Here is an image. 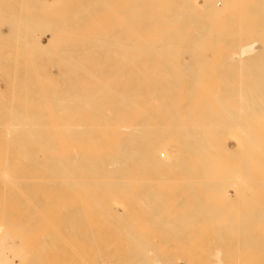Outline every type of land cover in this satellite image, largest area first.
<instances>
[{
	"label": "bare ground",
	"instance_id": "6f19581e",
	"mask_svg": "<svg viewBox=\"0 0 264 264\" xmlns=\"http://www.w3.org/2000/svg\"><path fill=\"white\" fill-rule=\"evenodd\" d=\"M34 1V0H33ZM44 1V0H43ZM49 1V0H48ZM60 1V0H59ZM61 1H63V0H61ZM60 1V2H61ZM74 1H76V0H74ZM79 1V0H78ZM89 1H92V0H89ZM98 1V0H97ZM103 1H105V0H102L101 1V3H99L100 5L102 4L103 6H104V4L105 5H108V6H110V5H112V1L111 0H107L110 4H108V2H106L105 1V3L103 2ZM123 1V0H122ZM121 1V2H122ZM139 0H137L136 2H138ZM141 1V0H140ZM140 1L138 2V3H136L135 4V0L134 1H129V2H131V3H129V2H127V0H126V2H127V4H124L123 3V6L121 5V10L117 7L116 9H118L119 10V13L115 16V14H114V11L113 10H115V8H113V7H115V6H111V8H113V9H111V12H113V13H111V16H112V18H113V16L114 17H117L118 19H119V24L121 23L122 24V26L121 27H123V28H118L119 29V31H116V30H114V31H116V32H112V34H110V36L111 35H113V37H115V39L119 36V33L120 34H124V35H126L127 36V34L129 33V35H131V34H134V33H131V32H134V29L135 28H133L134 26L133 25H135L136 23H132L133 25H132V28H131V24H130V26H128V24L126 25L125 23V21H122L123 19L124 20H126L127 21V23H130V21H132L133 22V20L135 21L136 19H137V17H138V19H140V18H142V20H141V22L142 21H144L143 20V17H142V14H143V16H148V18H147V21H148V25H149V29H148V32H149V30H150V36H145V37H150V40H149V38H148V40L146 41V39L147 38H145L144 37V35H146V32L147 31H145V34L143 33L144 31V29H143V26L142 27H140V25H139V29H141V33H143L142 35H141V33H140V30L138 29L137 31H139V33H136L135 34V36L134 35H131V36H134V38L132 37V41H131V39L129 38V41H125L126 39H125V37H124V35H123V37L124 38H122L121 36H119V37H121V38H117V40H115V39H113L112 37H110L109 39L110 40H112L113 39V44H114V40H115V42L116 41H118V39L120 40L119 41V44H121V45H119V46H121L122 47V43H120V42H124L125 44H130L131 45V43H132V46H133V44H138V45H146L147 44V47H148V49H149V57H153V59L154 58H156V56L157 55H161V56H169L170 54H173L174 55V52H175V55H178V54H176V52H179L180 50H176V49H178L179 48V43H181V40L182 41H184L183 40V32L185 31V27H186V25H187V23L189 24V22H191L190 24H195L197 21H198V25L199 26H197L193 31H192V33H190L189 34V36L190 37H188V40H189V38H190V42H196V41H199V42H197L196 44L198 45V46H195L194 47V44H189L190 42H188L187 41V44H186V46L188 47V49H186L187 47L186 46H184L183 48H185L184 49V51H186V54H187V51L190 53V52H193L191 49H189V46L190 45H192L194 48H193V50L194 51H196L197 53H196V55L194 54V53H192V59H191V57H190V64L192 63V61L193 60H195L196 61V63L198 62V64H196L195 63V61L192 63V66H190L189 65V67L191 68V67H194V68H192V69H190L187 65H186V63L188 64V62H187V59L189 58H186V59H182L181 61H183V60H186V63H183V64H185L186 65V67H188L187 69H190V70H192L191 72H189V71H187V69H185V68H183V66H182V64H177L176 65V67H174L175 66V64L174 63H171L170 61H169V59H168V64H174V65H172V69H173V71L171 70V67H170V69H169V72H170V74L169 75H171V74H176L175 76L174 75H171V77L172 78H170V79H173L174 80V84H173V81L172 82H169V80H167L166 82L163 80V76L162 75H164L163 73L164 72H162V69H163V67L164 66H161L162 64H159L160 65V67H162V68H157L159 65H158V63H162V61H165V59L164 58H162L163 60H157V58L155 59V60H153L152 58L151 59H149L148 58V54H146V53H148V52H146L147 51V49L145 48V46L142 48L141 46H140V49H139V47H130L131 49H128L129 47L128 46H126V48H125V46H123L124 47V49H126V50H122V49H120V48H117V46H114L113 48H115V54L117 53H123L122 54V56L123 55H126V53H127V55H128V58H129V55H130V53L131 52H127V51H132L133 49L135 50H140L141 51V48L146 52H144L145 53V55L147 56V59L145 58L144 60H147L149 63H148V65L149 66H153V64H155L157 61H159V62H157L155 65L157 66H153V68L154 69H159V73H157V70H154V73H153V80H154V82L155 83H160V86H161V82H156V81H158L157 80V78L159 79V80H162V81H164L166 84L168 83V85H170L171 87H169L172 91H166V90H162L161 88V90H159V87H158V89L157 90H152V88H154L157 84H154L153 83V81H152V84H151V82H149V81H151L152 79L150 78V80L149 81H146V80H148L147 78H149V74L147 75L146 74V72H145V70L147 71V72H149L151 69H152V67L149 69V66H147V65H145L147 62H140V63H142L140 66L141 67H143V71H141V67H140V70H139V65L137 64H134L133 62V64L137 67V69L135 68V66H134V69L135 70H137L135 73H139V75L141 74V72H143L144 74H146L145 75V77H146V84L147 85H145V81H144V77H142V76H140L142 79H143V81L142 82H140L141 84H139L138 83V81H140L139 80V78L140 77H137L138 76V74H135V75H132V76H134L133 77V79L135 78V77H137L138 79V81L137 80H134V81H137V83H138V85H137V83H135L136 85L135 86H142V87H147V89L145 90H143V89H133L134 87V85L132 84V80H130L131 78L130 77H132V76H130V73L127 75L126 73V76H128V78H130L129 79V81H128V79H127V81L125 80V79H123V80H125V83L123 82V83H121L120 81V79H119V81H118V83H115L116 85H115V87H114V92L113 91H110V89L111 88H108V86L106 87V84H108V83H110V82H113V81H110L109 82V80L112 78V74L110 73V75H108V77H110V78H107L106 77V79H108V83H107V81H106V83H103L102 84V82H104V80H105V78H104V80L101 82V81H99L98 83H101L102 84V86L104 87V89H107V92L109 91V93L111 92V93H113V94H115L116 96H117V98H118V101H115V106L114 107H110V105L108 106V108H105V106L103 107V108H101V106H103V104H105V102L103 103L102 101H100L101 103H102V105H98L97 103H100L99 102V100H97L98 102H96V100H93V99H91V98H89L90 96L92 97V96H96L98 93H99V91H100V89L101 88H99V89H97V90H99V91H97V90H95L97 93H94L93 92V94L90 92L91 90H89L88 91V93H86L87 94V96H89L90 95V93H91V95L89 96V97H87L86 95V97H84L83 95H81V94H78L77 92H75V90H73V88H71V86L72 85H68V87H69V89L71 88V90H73L77 95H80V96H78L79 98H75V97H77V96H75V97H73V96H71L70 94H71V92L72 91H70L69 89H66V90H64L63 92L62 91H57L56 92V90H55V88L56 87H58V86H54V90H52L53 92H51V97L49 96L48 98H47V96H45V94H46V91L44 92V91H41L42 89L44 90L45 88H43V86L45 85V84H40L41 86H42V89L41 90H39V91H41V93L40 92H36L35 91V94H37V96L38 95H40V94H42V92H43V94L41 95L42 96V98H43V96L44 97H46V98H43L44 100V105L46 104V105H49L48 107H49V109H47L48 107L46 106L45 107V109H47L46 111H48V114H49V116H50V113H49V111H52V113H51V116H52V118L53 117H56V118H60V119H65V118H68L69 119V116L71 115V118H73V119H75V120H73V121H66V120H59V119H57L58 121H55V119H54V121L53 122H44V121H40V119H42V118H44L45 116H46V111L43 109L42 110V108H43V106L40 108V106H38L39 108V110L37 109V108H32L33 109V111H34V114H33V111L31 112L30 110L31 109H29L28 110V108L26 109L25 107L26 106H24V109H23V111H22V113L21 112H19V115H21V114H23V115H21V116H19L18 115V113H17V111L15 110V108L14 107H12V106H8L6 109H7V111H6V114H7V116H8V119L9 120H12L11 122H7V123H3L2 124V126H3V129H2V139H1V144H2V148H0L1 149V151H2V153H3V165L2 166H4V168L2 167V169L0 168V264H166L167 262H169V261H173V263L175 262V264L177 263L174 259H175V257H176V254H175V256H172V260H168V259H166V258H164L161 254H160V258H158L157 257V255H153V254H151L150 255V253L149 252H151V250L152 251H154L155 250V248H157V246H158V244L160 245V246H158L159 248H157V250L156 251H158L159 249H161V251H162V254H164L163 252H167L165 249H164V247H165V241H166V236H167V232L169 231V230H171V232H173V234H174V236L177 234V233H175L174 231L176 230V229H178V230H182L183 231V229L180 227V226H182V227H184V224L185 223H189V221L191 222L192 221V225L189 227V225H188V227L190 228V229H192L193 227H197V226H200V225H202V224H200V222L202 221V219L201 218H203L204 220H205V218H206V221H208L211 217H214V216H209V217H207V216H200V220H197L198 218L197 217H195L194 219L195 220H197V221H195V224L193 223L194 222V220H192L191 218H188L189 220H187L186 221V219H185V223H183V220H184V217H185V215H186V212L187 211H189V210H187L185 213L183 212H181V216L179 215V213L178 214H172L171 215V213L172 212H169L167 209L168 208H166L167 206H166V204L165 205H163L162 203L163 202H172V204H174V203H177V202H180L181 204L179 205V206H181L182 205V202H187L188 204H190V203H192V202H194V204H197V206H198V204H199V206H200V209L201 208H204V210H207V211H209V212H212V213H217L218 214V212H217V210L219 211V212H222V213H226L227 211L229 212V215H231L232 216V214H236L237 215V217H236V215H235V218L234 219H237V221L236 220H234L233 219V217H234V215L232 216V217H230L227 213L226 214H223V216H227L228 218V220H226V221H223L224 223V225L226 226V227H228V226H230V228H233L234 226H236L237 225V223H240V224H242V227L244 228V226H243V224L246 222L245 220V222L243 223V221L239 218L238 219V217H240L241 215H244L245 213L243 212L242 213V210H240L239 211V203L242 201L240 198V196H241V194H243V193H241L243 190L242 189H244V188H242V186L241 185H239V184H234V185H236L235 186V188H236V190H237V188L239 189V186H240V188H242L241 189V192L238 190V192L237 191H235L234 189V192H236V193H238L237 194V196H236V201L238 200V204L239 205H237V203H236V205L237 206H239V207H236L235 205H233V203L235 202H232V200H231V202H232V204H230L231 202H229V204L230 205H228V202H227V204H225V206H223L224 205V203L226 202L225 200V196H226V194H225V192H224V190L230 185H227L226 187H225V185H222V183H224L222 180H220V181H222V183L221 184H219L220 182H219V179H221V177H219V178H217L218 179V184L216 185V183H217V180H215L216 179V177H213L214 176V173H215V170L217 171H225V172H228V170L230 169V171H231V168H228L229 167V165H227V164H229L227 161L228 160H230V158H228V160H226L225 158L229 155H231L232 157H234V155H240L241 154V152H243L242 150H241V148H242V146H240V144H242V145H244V144H247L248 142H246V141H248V139H246L244 142L242 141V140H244V138L242 137L243 135H245L244 137H246L247 136V138H253V139H257V138H254V137H257L256 135L258 134V139L256 140L257 141V143H259V140L261 141V142H263L261 139H263V138H260V136H262V135H264V132H261V131H264L263 130V127H261V129L259 130V129H257L256 127H253V123L255 122V123H258L257 125H259V126H257L255 123H254V125H256L257 127H260V126H264V124L262 123L261 124V122L263 121L264 122V119L262 118L263 116H264V114H263V116H261V122H260V124H259V122H256L258 119H260V118H257V116L259 117L260 115H262L261 114V112L263 113V111H264V79L262 80V82H263V84L261 83V90H259V89H257V88H255V89H253L252 88V85H254V84H252L251 86H249V87H251L250 89H249V87L248 88H246L245 90H240V88H239V90H237V88L238 87H236V86H239L238 84L236 85L235 83L236 82H240L241 83V88L243 89V85L242 84H244V82H242L243 80H238L239 78H242V77H239V73L237 74L236 72L238 71V69H239V67H238V65H239V63L238 62H236L237 63V67L235 66V61L236 60H238L239 58H240V56H238V54H235V53H231L232 51H233V49L229 52L230 54H227L228 55V57H229V59H230V61H228L229 59H228V57H227V55L226 56H219L218 54H216L215 56H219V58L220 57H227L226 59H224L223 60V62H222V64H220V62L222 61V59L220 58V62L219 63H216L217 61L216 60H219V58H217L216 60H215V56H213L214 55V53H213V57L211 58V61H212V59L213 60H215V63L217 64H213L212 62H210V57L208 56H204V54H205V50H208V51H210L211 49H213L212 47H214V49H213V52H215V49H217V48H220V47H222V46H219V47H217V48H215L216 47V44L218 45V40L216 41V42H214V44H210L209 45V43H208V47H210L209 49H206L207 48V46L205 47V45L207 44V42H205V36L206 35H208V39H212V38H209V36H210V32L213 30V32L215 33V36H217L216 38H219V40H221L220 41V44H221V42H225L224 40H226L228 37H229V35H230V40H229V38H228V41H230V42H228V45H227V47L228 46H230V48H237V47H239V44L241 43V44H243L244 42H247L246 40H250V44L249 45H245L244 47H247L248 48V52H247V48H246V51H244L245 49L244 48H242V51H244V52H247L248 53V55H246L245 53V55L250 59L251 57L250 56H252L253 58H254V56H256V58H257V53L259 52V50H256L257 51V53H256V51L255 52H253V53H256V55L254 54V55H251V54H253V53H251L252 52V50L255 48V47H257L256 45H260L261 43H263L264 42V32H262V29H263V31H264V0H221L222 2H220V0H202L203 2H201V3H198V4H196L197 2L195 1H191V2H189L188 0H182V1H176V0H165V3H163V4H161V3H159V2H157V0H153V2H152V4H151V2L150 1H146V3H148V4H146V3H144L145 2V0L144 1H141L142 3H140ZM164 0H160V2H163ZM217 1H218V3H221L220 4V6H217L216 4H217ZM17 2V1H16ZM35 2V1H34ZM36 2H38V0H36ZM40 2H42V1H40ZM47 2V1H46ZM53 2H55L56 3V1H53ZM53 2H51L50 1V3H52L53 4ZM64 2H65V0H64ZM80 2V1H79ZM100 2V1H99ZM114 2V1H113ZM117 2V1H116ZM198 2H199V0H198ZM43 3V2H42ZM40 4L41 5V9H43L44 7H43V4ZM49 3V6L50 5H52V4H50ZM54 3V4H55ZM62 3V2H61ZM76 3H78V2H76ZM84 3V2H83ZM86 3V2H85ZM93 3H94V1H93ZM129 3V4H128ZM144 3V5H142ZM9 4V3H8ZM13 4V3H12ZM16 4V3H15ZM18 4V3H17ZM16 4V5H17ZM20 5H23V4H21V3H19ZM19 4H18V8L19 7H21V8H23V6H19ZM33 4V3H32ZM31 4V5H32ZM47 4H48V2H47ZM57 4H59V2H57ZM57 4H55L54 6H56ZM72 4V3H71ZM87 4H88V2H87ZM91 4H92V2H91ZM95 4V3H94ZM93 4V5H94ZM98 4V5H99ZM116 4H118L119 5V2L118 3H116ZM115 4V5H116ZM122 4V3H121ZM139 4V5H138ZM146 4V5H145ZM30 4H29V6H31ZM60 5H62V4H60ZM65 5V4H64ZM79 5L80 6H82V3L80 4L79 3ZM83 5H85V4H83ZM90 5V4H89ZM89 5H87L86 7H88ZM200 6V10H196V7H199ZM26 6H27V4H26ZM33 6V5H32ZM31 6V7H32ZM48 6V7H49ZM53 5L52 6H50V8H47V7H45L46 9H50L51 11L54 9V10H56V9H58L57 7H56V9H55V7H54ZM57 6H59V5H57ZM63 6V5H62ZM71 6V5H70ZM97 6V5H96ZM10 7V6H9ZM16 7V8H17ZM30 7V8H31ZM54 7V8H53ZM82 7H84V6H82ZM99 7V6H98ZM102 7V6H101ZM123 7V8H122ZM142 8V10L140 11H138V9L136 10L135 9V11L132 9V8ZM20 8V9H21ZM25 8H27V7H25ZM29 7H28V9L26 10L27 12V14H29V12H30V16H33L34 15V13H35V16L37 17V13L36 12H32V10L30 9ZM61 8V7H60ZM97 8V7H96ZM104 8V7H103ZM105 8H106V10H107V7L105 6ZM105 8L103 9V10H105ZM128 8H131V14L133 13V17H134V19H133V17L132 16H130L129 14V16L130 17H128V15L127 16H122V19H121V17H120V15H122V14H124V13H128V12H126L127 11V9ZM146 8V9H145ZM240 8H241V10H240ZM244 8V9H243ZM4 9V8H3ZM84 9H85V7H84ZM86 9H88V8H86ZM91 9V8H90ZM102 9V8H101ZM100 9V11H103V10H101ZM110 9H108V12H109V10ZM123 9V10H122ZM236 9H238V10H236ZM244 11H243V10ZM11 10V9H10ZM19 10V9H18ZM59 10V9H58ZM93 10H94V8H93ZM96 10V9H95ZM105 10V11H106ZM124 10H126V11H124ZM129 10V9H128ZM236 10V11H235ZM239 10H240V12L241 13H245V15L244 14H241L240 12H239ZM246 10H247V12H248V14H246ZM12 11V10H11ZM23 11V10H22ZM34 11V10H33ZM39 11V10H38ZM59 11H62V10H59ZM73 11V10H72ZM82 11V10H81ZM81 11H79L78 13L81 15ZM84 11V10H83ZM89 10H85V13H87ZM122 11V14H120V12ZM123 11H124V13H123ZM20 12V11H19ZM45 14H46V12L45 11H43ZM48 12H50L49 10H48ZM68 12V11H67ZM71 12V11H70ZM74 12V11H73ZM116 12V11H115ZM118 12V11H117ZM140 12V14L138 15V13ZM239 12V13H238ZM2 13V12H1ZM12 13H14V12H12ZM63 13V12H62ZM84 13V14H85ZM90 13H92L91 12V10H90V12H89V14L87 13V15H89V16H91L92 17V15L90 14ZM93 13H95V12H93ZM97 13V12H96ZM135 13L137 14L136 16H135ZM142 13V14H141ZM5 14V13H4ZM15 14H16V12H15ZM19 15H18V18L17 19H19V17H20V19L22 18V22H24V21H26V18L29 16H27L26 17V14H25V20L23 19V17H21L22 15H21V13H18ZM43 14V13H42ZM49 14V13H48ZM60 14V13H59ZM78 14V16H80ZM83 14V15H84ZM100 14V13H99ZM114 14V15H113ZM227 14H229V15H227ZM244 15V16H239V15ZM10 15V14H9ZM51 15V14H50ZM62 16H63V14H61ZM101 15V14H100ZM107 15H108V18L110 17L109 15V13H107ZM126 15V14H125ZM246 15H248V16H246ZM2 16V15H1ZM14 16V15H13ZM35 16H33L32 18H33V21L35 22V20L34 19H38L39 18V21H40V19H42L40 22H38L39 24L41 23V25H42V28L43 27H45L44 25H48L49 23L51 24V20H50V22L48 23V21H45V23L43 22V17H35ZM44 16V15H43ZM56 16V15H55ZM82 16V15H81ZM7 17V16H6ZM35 17V18H34ZM45 17V16H44ZM54 17V16H53ZM85 17H88V16H86V15H84V16H82V18L80 17V19H82L81 21H84V20H86V19H84ZM91 17H89V18H91ZM95 17H96V15H95ZM97 17L100 19L101 17H99V15L97 14ZM126 17V18H125ZM127 17H128V20H127ZM136 17V18H135ZM229 17V18H228ZM8 18H10V16L8 17ZM29 18H31V17H29ZM56 18H61V16L60 17H56ZM102 18H103V16H102ZM104 18H107V16H105ZM111 18V19H112ZM3 19H4V22H3ZM3 19L0 17V22H3L4 24L6 23L7 24V22H8V26H9V22H11V20H13V19H5L4 17H3ZM46 19V18H45ZM61 19H63L62 21L61 20H55L54 19V21L56 22V23H60V21H61V23H64V25L65 26H69V24H65V20L66 19H64V17H62ZM79 19V20H80ZM88 19V18H87ZM92 19H93V17H92ZM98 19V20H99ZM110 19V18H109ZM108 19V21H110ZM114 19H116V18H114ZM118 19H116V21H114V22H117V20ZM121 19V20H120ZM137 19V20H138ZM2 20V21H1ZM9 20V21H8ZM47 20V19H46ZM68 20V19H67ZM89 20V19H88ZM97 20V19H96ZM7 21V22H6ZM19 21H21V20H19ZM29 21V20H28ZM78 21V20H77ZM108 21H106V22H108ZM113 20H111V22H112ZM140 21V20H139ZM145 21H146V19H145ZM144 21V22H145ZM186 21V22H185ZM30 23H27V21H26V23H27V25L29 24V26L30 25H32V24H34V23H31L32 22V19H31V21H29ZM54 22V24H56ZM69 22V21H68ZM88 22V21H87ZM86 22V23H87ZM92 22V21H91ZM93 22H94V20H93ZM99 22V21H98ZM104 22V21H103ZM111 22H110V26H115V25H112L111 24ZM181 24V22H182V26L179 24V23ZM232 22V23H231ZM12 23V22H11ZM37 23V24H38ZM43 23V24H42ZM75 23H77L76 21H75ZM85 22H84V27L82 26V29H84L85 28V25H87ZM95 25H98V27L99 26H101V29L100 30H103V25H99V23L97 24V21H95ZM102 23V22H101ZM105 23V22H104ZM140 23V22H139ZM139 23H137V24H139ZM177 23V24H176ZM186 23V24H185ZM245 23V25H243ZM256 23V24H255ZM260 25V26H258L257 27V25L258 24ZM37 24H34V26L36 27L37 26ZM38 24V26H40ZM53 24V23H52ZM51 24V25H52ZM53 24V25H54ZM71 24H72V22H71ZM80 24H81V22H80ZM88 24H89V22H88ZM91 24H93V23H91ZM116 24V23H115ZM180 25L183 29L181 30V27L180 26H178L177 28L180 30H178V32L176 31L177 29H176V26L177 25ZM229 24H233V25H231L232 27L234 26L235 28H233L232 29V27L230 26V27H228L229 26ZM248 24V25H247ZM251 24H253V25H251ZM254 24L256 25V26H254ZM15 25V26H14ZM16 25H18L19 26V24L18 23H16L15 24V22H13V24L11 25L12 27H16ZM25 29H26V27L27 26H24L25 25V22H24V25H23V23L21 24ZM21 25H20V27H21ZM50 25V26H51ZM82 25H83V22H82ZM90 25V24H89ZM89 25H87L86 27H88ZM107 25V27H110V26H108V24H106ZM105 25V26H106ZM118 25V24H117ZM116 25V26H117ZM127 26V28L126 27H124V26ZM147 25V23L145 24V26ZM147 25V26H148ZM185 25V26H184ZM227 25V26H226ZM242 25L244 26L243 28H242ZM17 26V27H18ZM34 26L32 27V28H34ZM55 26V27H54ZM53 27H54V29L56 30L55 32L57 33L58 31H59V29L57 28V24L56 25H54ZM60 26V25H59ZM67 26V31H68V27ZM77 26V25H76ZM93 26V25H92ZM104 26V27H105ZM120 26V25H119ZM138 26V25H137ZM136 26V27H137ZM16 27V28H17ZM20 27H19V29H20ZM63 27V26H62ZM81 27V26H80ZM118 27V26H117ZM131 28V30H129L130 28ZM207 27V29L209 30H207L208 32H207V34H205L204 32V30H206L205 28ZM253 27V28H252ZM22 28V27H21ZM23 28V29H24ZM29 28V30L30 29H32V28H30V27H28ZM28 28H27V31L26 32H28V33H30L29 31H28ZM41 28V29H42ZM46 29H48V30H52V29H50V27L48 26V27H45ZM45 28L44 29H42V30H45ZM66 28V27H65ZM72 28V25L70 26V28H69V35L70 34H73V31L75 30V28H77V27H74V29H71ZM78 28H79V26H78ZM90 28V27H89ZM89 28H87V29H89ZM94 28H95V26H94ZM129 28V29H128ZM145 28V30H146V27H144ZM232 29V31H230L231 29ZM262 28V29H261ZM11 29V28H10ZM14 29V28H13ZM23 29H21V34H23V32H22V30ZM37 29H39L40 30V28L39 27H36V31H37ZM61 29V28H60ZM108 29V28H107ZM107 29H104L105 31L107 30ZM124 31H123V30ZM212 29V30H211ZM226 29H228V30H226ZM12 30V29H11ZM10 30V31H11ZM17 30H18V28H17ZM17 30H16V36H17ZM34 30V29H33ZM71 30H73L72 32H71ZM79 30H80V28H79ZM79 30H78V32H79ZM96 30H97V28H96ZM95 30V31H96ZM100 30H98V32L96 33L97 34V37L100 39V38H102V39H104V37H107V35H106V33H107V31H106V33H104L103 34V32L101 33L100 32ZM109 30L110 29H108V32H109ZM121 30L123 31V33H121ZM127 30V31H126ZM197 32H196V31ZM200 30V31H199ZM8 31V30H7ZM6 31V32H7ZM52 31H54V30H52ZM65 31V30H64ZM77 31V30H76ZM87 31V30H86ZM137 31H135V32H137ZM9 32V31H8ZM20 32V31H19ZM18 32V38L19 37H22V36H20V33ZM26 32H24L25 34V36L28 34H26ZM32 32H34V31H32ZM38 32V31H37ZM37 32L35 33V34H37ZM46 32H47V30H46ZM61 32V31H60ZM82 32V30L80 31V33ZM83 32H84V30H83ZM90 32V31H89ZM100 32V33H99ZM117 32H119L118 34H117ZM127 33V34H125V33ZM148 32H147V34H148ZM194 32H196V33H194ZM259 32H261V33H259ZM39 33V32H38ZM49 33H50V31H49ZM56 33H53L54 35V37L55 36H57L56 35ZM62 33V32H61ZM74 33H76L75 31H74ZM80 33H78V34H80ZM111 33V32H110ZM205 35H204V34ZM31 34V33H30ZM30 34H28V37L29 36H31ZM40 34H42V32L41 33H39V35ZM58 34V33H57ZM78 34H75V36H76V38L77 37H79V36H81L79 39H81V40H79V39H77L76 41H77V43H75V45L76 44H78L79 43V41L80 42H83L82 41V37L84 38V39H86L87 37V39H86V41L85 42H87V44L86 45H88V41L87 40H89V42H90V39L92 40V38L93 37H96V34L94 35V36H91V35H93L92 33H91V35H89L88 34V32H87V36H85V34H83V33H81L79 36H78ZM83 34V35H82ZM100 34L101 35H104V37L103 36H100ZM108 34V33H107ZM140 35V38H138L139 36L138 35ZM182 34V35H181ZM212 34V33H211ZM12 35H13V33H12ZM39 35H37V36H39ZM50 35V34H49ZM58 35H60V34H58ZM63 34H61V36H62ZM99 35V36H98ZM118 35V36H117ZM37 36L36 37H34L33 36V34H32V40H33V38L36 40V38H37ZM72 36V35H71ZM74 36V37H75ZM85 36V37H84ZM89 36H90V38H89ZM130 36V37H131ZM137 36V37H136ZM214 36V35H213ZM215 36L213 37L214 39H215ZM68 37V36H67ZM144 37V39H141V38H143ZM200 37H201V39H200ZM207 37V36H206ZM211 37V36H210ZM261 37H263V38H261ZM3 38V37H2ZM25 38V37H24ZM39 38V37H38ZM52 38V37H51ZM108 38V37H107ZM182 38V39H181ZM199 38V40H197ZM221 38V39H220ZM260 38L262 39V42H260V43H258L257 42V40L259 39L260 40ZM26 39H28V38H26ZM49 39H50V37H49ZM57 39H59L58 37H57ZM75 39V38H74ZM94 39H96V38H94ZM122 39V40H121ZM133 39H135L136 41H134L133 42ZM140 39V40H139ZM181 39V40H180ZM204 39V41H202ZM214 39L213 40H210L211 42H213L214 41ZM255 39H257V40H255ZM31 39H30V37H29V43H28V41L27 42H23V41H25V40H22V38H20L19 39V42L21 41V42H23V43H21L20 42V45H21V47H23V46H25V48H26V50H27V48L28 49H30L28 46L30 45V47L32 46L31 44L34 42L35 43V41H33L32 43H31V41H30ZM51 40V39H50ZM64 40V39H63ZM105 40L106 41H109L108 39H106L105 38ZM105 40L103 41L102 40V42L101 41H92L91 43H94V45H96L97 47H99V48H102L103 47V49H104V47H105V45H108L107 43L105 44L104 42H105ZM124 40V41H123ZM127 40H128V37H127ZM141 40H144V41H142V42H144V43H142L141 42ZM244 40V42H241V41H243ZM253 40V42H257V44L255 43H252L251 41ZM73 42H75L74 40H72ZM137 41H140L141 43H138ZM180 41V42H179ZM208 41V40H207ZM232 41L234 42V43H232ZM37 42V44L38 43H40V42H38V41H36ZM59 42V41H58ZM99 42H101V43H99ZM128 42V43H127ZM148 42V43H147ZM202 42H205V45L203 44V46L205 47H203L200 43H202ZM16 44H17V41L15 42ZM51 43H53V42H51ZM99 43V44H98ZM102 43H104V44H102ZM112 43V42H111ZM110 43V44H111ZM183 43V42H182ZM216 43V44H215ZM233 44V46L234 47H231V45ZM239 43V44H238ZM26 44L28 45L27 47H26ZM36 43L34 44L35 46L37 45ZM61 44V43H60ZM84 44V43H83ZM83 44H79L80 45V47L81 46H83ZM109 44V45H110ZM113 44H112V46H113ZM116 44V43H115ZM179 44V45H178ZM195 44V45H196ZM231 44V45H230ZM234 44H238L237 45V47H236V45H234ZM252 44H254L253 46H251ZM8 45V44H7ZM6 45V46H7ZM38 45H40V44H38ZM37 45V46H38ZM46 46V44H41V46H40V48L38 47L37 48V46H36V48H35V46H33L30 50H25L24 48H23V53H21V54H23L24 56H25V54L26 55H28V51L29 52H32L31 54H33V51H35V49H44L42 46ZM57 45V44H56ZM54 45V43H53V47H55V48H58V46L59 45ZM99 45V46H98ZM116 45H118V43L116 44ZM13 46V45H12ZM49 47H50V44L48 45ZM48 46H46L47 47V49L45 50V51H43V53L41 54V51L38 53L37 51L38 50H36L35 52L39 55V54H41V56L44 54V56L47 58L48 57V59H50V57L49 56H51L52 55V53L50 52V51H52V49H53V47H51V49L50 48H48ZM74 46V45H73ZM91 45H89V47H90ZM102 46V47H101ZM174 46L176 47L177 46V48L175 49L174 48ZM192 46H190V47H192ZM262 46V45H261ZM261 46H258V48H260ZM45 47V48H46ZM79 47V48H80ZM93 46H91L90 47V50H91V48H92ZM96 47V48H97ZM107 47V46H106ZM110 47V46H109ZM109 47H107L106 49L109 51V50H112L111 48H109ZM122 47V48H123ZM128 47V48H127ZM203 47V48H202ZM227 47H225V48H220L221 50H223L224 51V53H225V49H228ZM249 47H254V48H252V50H250L249 49ZM0 48H1V46H0ZM34 48V49H33ZM61 48V47H60ZM77 48V47H76ZM83 48V47H82ZM116 48H117V52H116ZM183 48H182V51H183ZM202 48V49H201ZM229 48V49H230ZM264 48V47H263ZM14 49H15V47H14ZM50 49V50H49ZM176 51H175V50ZM219 49V50H220ZM228 49V50H229ZM238 49V52H239V49H241V46H240V48H237ZM20 50V49H19ZM48 50V52H50L51 53V55L49 54V53H47L46 51ZM83 50V49H82ZM135 50V51H136ZM189 50H191V51H189ZM203 50V51H202ZM219 50H216L217 52L219 51ZM255 50V49H254ZM264 50V49H263ZM12 51V50H11ZM17 51V49H15V52ZM84 51V50H83ZM82 51V52H83ZM95 51H97V49L95 50ZM105 51V50H104ZM121 51V52H120ZM140 51H138L137 53L139 54V52ZM181 51V52H182ZM205 51V52H204ZM227 51V50H226ZM251 51V52H250ZM262 51V50H261ZM13 52H14V50H13ZM12 52V53H13ZM74 52V51H73ZM77 52V51H76ZM89 52V50L87 49V53H86V51L84 52V53H81L82 55H83V58H84V55H85V57H88V56H86V54L88 55V54H91V53H88ZM92 52H94V51H92ZM142 51L140 52V53H143ZM181 52H179V54H181ZM203 52V53H202ZM236 52V51H235ZM18 53V52H17ZM46 53V54H45ZM97 53H98V51H97ZM129 53V54H128ZM144 53H143V55H144ZM189 53L187 54V55H189ZM199 53H200V55H199ZM211 53H212V50H211ZM219 53V52H218ZM221 53V52H220ZM219 53V54H220ZM14 54H16V53H14ZM47 54H49V55H47ZM76 55H77V57L79 56L78 55V53H75ZM80 54V55H81ZM94 54V53H93ZM107 54V53H106ZM109 54V53H108ZM107 54V55H108ZM111 54H112V52H111ZM118 54V55H119ZM133 55H131V57H133L134 59H135V56H136V54H134V53H132ZM196 56V57H194V55ZM249 54H250V56H249ZM54 55H56L58 58H60V56H59V53L56 51L55 53L53 52V56ZM71 55V54H70ZM74 55V54H73ZM105 55V54H104ZM127 55L126 56H124V57H122V60L124 61V62H122V60H120L121 62H122V65H124V66H126L127 65V62L125 63V58L127 57ZM142 55V56H143ZM144 55V56H145ZM173 55H172V57H173ZM175 55H174V57L172 58V57H170L169 56V58H170V60L171 59H173V61L174 62H178L177 60V58L179 57V55H178V57H175ZM182 55V54H181ZM190 55H191V53H190ZM198 55H199V57H198ZM222 55H223V53H222ZM234 55V56H233ZM240 55H241V57H244L242 54H241V52H240ZM2 56V55H1ZM34 56H36V54L34 53ZM66 56V55H65ZM91 56V55H90ZM96 56V55H95ZM140 56H141V54H140ZM140 56H136V58H138L139 57V60H141V59H143L144 58V56L142 57V58H140ZM202 56V57H201ZM236 56H238V59H236L237 57ZM259 56H263V52L261 53V55H260V53H259V55H258V57ZM8 57H9V55H8ZM16 57H18L17 55H16ZM45 57H43V58H45ZM70 57V56H69ZM69 57H66L65 59L66 60H63L62 62H68V59H69ZM74 57V56H73ZM73 57H71L72 58V61L74 60V61H77V62H75V63H72V61L70 60L68 63L69 64H71L72 63V69L70 68V72H71V74H73L74 73V71H72V70H74V68H77L78 69V67L80 66V65H82L83 66V63H86L85 61H84V59H83V62L81 63L80 61H82V58H81V60L79 61V59H80V57H79V59L78 58H74L73 59ZM98 57V56H97ZM106 57H108V59H109V56H105V58ZM114 58H115V56H113ZM120 57V56H119ZM198 57V58H197ZM205 57V58H204ZM231 57H236V58H232L233 59V61L231 60ZM2 58V57H1ZM28 58H31V56L29 57L28 56ZM35 58V57H34ZM34 58H32L31 60L32 61H30V60H28V61H30L31 63H32V65H34L33 63L35 62H33V59ZM68 58V59H67ZM99 58V57H98ZM102 58H104V56L102 57ZM111 58V57H110ZM125 60H124V59ZM132 58V59H133ZM195 58V59H194ZM200 58V59H199ZM208 58V59H207ZM245 58L246 57H244V60H245ZM260 58V59H259ZM258 59H259V61H261V58L262 57H259ZM18 59V58H17ZM23 59H24V57H23ZM47 59V60H48ZM57 59V58H56ZM55 59V62H57L58 60H56ZM91 59V58H90ZM101 59V58H100ZM107 59V58H106ZM105 59V60H106ZM119 59V58H118ZM130 59V58H129ZM129 59L127 60V61H129ZM132 59H130V60H132ZM134 59H133V61H134ZM175 59V60H174ZM197 59H199L200 61H197ZM202 59H204L203 61H202ZM210 62V64L212 63V65H210V64H208L209 62L207 61V60ZM240 59H242V58H240ZM239 59V60H240ZM247 59V58H246ZM249 59H247V61L249 60ZM257 59V60H258ZM264 59V58H263ZM13 60H15V58H13ZM46 60V61H47ZM51 60V59H50ZM60 60V59H59ZM89 60V59H88ZM110 60H112V59H109V61L107 60V63L108 62H110ZM116 60V59H115ZM139 60H135V61H139ZM227 60V61H226ZM238 60V61H239ZM24 61H26V60H24ZM49 61V60H48ZM52 61V60H51ZM73 61V62H74ZM89 61H91V60H89ZM89 61H88V63H89ZM98 61V60H97ZM97 61H94L93 60V62H92V64L91 65H93V63L94 62H97ZM112 61H114V60H112ZM117 62L116 63H118V61L119 60H116ZM119 61V63H121ZM151 61H152V63L153 64H151L150 65V63H151ZM154 61V62H153ZM204 61H206V62H204ZM224 61H226V62H224ZM241 61V60H240ZM239 61V62H240ZM246 61V60H245ZM245 61H241V62H245ZM252 61V60H251ZM251 61L250 62H248V63H251ZM259 61H258V63H259ZM61 62V60H60V62H58V63H62ZM79 62V63H78ZM105 62V61H104ZM130 62V61H129ZM166 63H167V59H166V61H165ZM204 62V63H203ZM208 62V63H207ZM232 63V64H230V63ZM256 62V61H255ZM254 61H253V63H255ZM30 63V64H31ZM36 63V62H35ZM40 63V62H39ZM39 63H37V64H39ZM99 63V62H98ZM98 63L96 64L97 66H98ZM113 64L114 62H110V64ZM118 63V64H119ZM139 63V62H138ZM145 63V64H144ZM194 63H195V65H194ZM200 63V64H199ZM208 64V67L206 66V65H204L205 66V69H204V72H202L201 70L204 68H202V64ZM229 63V65L227 66V64ZM253 63H252V65H253ZM261 63H263V62H261ZM260 63V64H261ZM48 64V63H47ZM64 64V63H63ZM73 64H74V66H73ZM95 64V63H94ZM99 64H101V63H99ZM130 64H131V62H130ZM129 64V65H130ZM133 64H131V66H133ZM164 64V63H163ZM219 64V65H218ZM224 64V65H223ZM244 64V63H243ZM247 64V63H246ZM257 63H255L254 65H256ZM57 65V64H56ZM76 65H78L77 67H76ZM120 65V64H119ZM129 65H127V66H129ZM144 65V66H143ZM216 65V66H215ZM241 65V64H240ZM249 65L250 64H248V67H249ZM17 66H18V64H17ZM35 66H36V64H35ZM35 66L32 68L34 71H35V73H36V70H37V68L39 69V65H38V67L36 66V68H35ZM42 66V65H41ZM82 66H81V70L83 69V72L85 73V74H89L88 76H90L91 74L89 73V71H91V70H86V67H83L82 68ZM103 66H104V64H103ZM102 66V67H103ZM111 66V65H110ZM109 66V69L110 68H112V67H114V66H118L117 64L115 65V64H113V66L112 67H110ZM123 66V67H124ZM126 66V67H127ZM145 66H147V68L145 69L144 67ZM166 66V65H165ZM195 66H197V67H195ZM198 66H199V68H198ZM201 66V67H200ZM209 66H210V68H209ZM218 66V67H217ZM221 66V67H220ZM224 66V68H226V71H225V69H224V71L223 72H225V74H226V76L229 78H227V77H225L227 80V82L225 81V78H223V76H225V75H223L224 73L222 72V70H220L222 67ZM226 66V67H225ZM233 66H235V68L233 67ZM262 67L264 66V63H263V65H261ZM50 67H52V66H50ZM60 67V66H59ZM88 67H89V65H88ZM90 67H94V66H90ZM115 67V68H116ZM208 69H207V68ZM234 68V70L232 71V72H234L233 74H232V72L230 71V70H232L231 68ZM246 66H244L243 68H241L240 70H241V72H246V71H244L245 69H247V68H245ZM252 67H255V68H258V67H260V65H257V66H252ZM262 67H260V68H262ZM31 68V67H30ZM80 68V67H79ZM106 68V67H105ZM122 67H120L119 68V70L121 69ZM169 68V67H168ZM178 68H180V70L178 69ZM184 70H183V69ZM197 68L198 69H200V71H197ZM211 68H217V70H216V72L215 73H218L219 71H220V77L221 78H223V82H222V84H223V86L225 87V85H227V83L229 82V84H231L232 86H235V87H231V85H230V87L232 88V89H234L235 90V88H236V91H234V90H232L231 88H229V84H228V86H226V92H224L223 93V91H224V88L223 89H218L219 90V92L220 91H222V92H220V93H218V92H213V91H215V89H216V87L215 88H207V87H205L204 85H206L207 83H209V80L210 81H212L211 83L214 85H216V84H219L220 83V85H218V88H221V82L219 81V79H216V77H218L219 78V76H212V77H215V78H213V79H215L214 81H216V83L214 82L213 83V80H211V79H208L211 75V72L213 73V69H211ZM227 68L229 69V70H227ZM236 68H238L237 69V71L235 72V69ZM245 68V69H244ZM113 69V68H112ZM128 69H129V72H134L133 70L132 71H130L131 69H130V67H128ZM148 69H149V71H148ZM164 69H166L165 67H164ZM163 69V71H165V73L167 72L166 70H164ZM175 69V70H174ZM194 69H196L195 71H194ZM209 69H211V71L209 70ZM93 70V69H92ZM122 71H123V69H121ZM125 70H127V69H125ZM176 70H178V71H180L179 72V74H177V72L175 73L174 71H176ZM187 71L188 72V74H186V75H184L183 73V71ZM213 70V71H212ZM219 70V71H218ZM240 70L238 71V72H240ZM251 70V69H250ZM258 70H259V68H258ZM258 70H256V69H254V71H258ZM94 72H95V69L93 70ZM114 71H117L118 73H119V71L118 70H115L114 69ZM138 71H141V72H138ZM151 71H153V70H151ZM149 72V73H152V72ZM156 71V72H155ZM206 71H208V73L209 74H207L206 73ZM210 71V72H209ZM230 71V72H229ZM249 71V70H248ZM253 71V70H252ZM260 71V70H259ZM5 72V71H4ZM69 71H66V73H67V75H69V73H70ZM73 72V73H72ZM82 72V71H81ZM88 72V73H87ZM97 72V71H96ZM127 72V71H126ZM172 72H174V73H172ZM181 72H182V74H181ZM194 72V73H193ZM197 72V73H196ZM200 72H202V73H204V75H202V73H200ZM222 72V73H221ZM226 72H228V73H226ZM240 72V73H241ZM128 73V72H127ZM157 73V75L159 74V75H161V77H162V79H160V76L158 77L157 75H155ZM162 73V74H161ZM191 73V74H190ZM199 73V75H197ZM205 73H206V75H205ZM229 73L231 74L230 75V77H229ZM244 73H242V75L244 74ZM247 73H249V72H247ZM253 73V72H252ZM258 73V72H257ZM257 73H253V75L252 76H254V74H257ZM264 74V73H262L261 71L259 72V74ZM62 75H64L65 76V73L63 74V73H61ZM95 74V73H94ZM134 74V73H133ZM195 74V75H194ZM238 76H237V75ZM259 74H257V76L259 75ZM61 75V76H62ZM75 77V79H76V77L79 75V73L78 74H73ZM101 76H102V74H100ZM100 75H99V77H100ZM107 74H105V76H106ZM118 74L116 73H114L113 72V76H117ZM119 75H120V73H119ZM137 75V76H136ZM143 75V74H142ZM152 75V74H151ZM168 75V72H167V76H169ZM181 75H184L183 77L184 78H188V76L190 77V79L193 81L194 80V83L196 82V80H197V82H198V77L197 76H199L200 78H202V80H204L205 79V81H206V79H207V81H206V84L202 81V83L200 82H196L198 85L199 84H203L204 83V85L203 86H201L200 85V89H201V87H202V89H203V87H205V89L207 88V90H208V92H210L211 94H209L208 95V93H207V90L206 91H204L205 89H203V91L206 93V94H201L200 96H201V98H199V99H194V97H195V95H196V92H192L191 90H189L190 88H191V85L194 87V85H197V84H194L192 81V83L194 84H192V83H189L190 85H189V88L187 87V90H184L183 91V89H182V91L184 92H180L179 93V90H178V92L177 91H175L177 88V82H175V80L176 79H174V78H178L177 80H179L180 78H182V76ZM188 75V76H187ZM190 75H192V77L190 76ZM197 75V76H196ZM218 75V74H217ZM233 75V76H232ZM237 76L238 77V79L236 78V77H234V76ZM241 74H240V76H242ZM245 75V74H244ZM246 75H248V77H250L249 76V74H246ZM71 76V75H70ZM92 76V75H91ZM104 76V77H105ZM121 76V75H120ZM125 76V77H126ZM144 76V75H143ZM148 76V77H147ZM156 76V77H155ZM167 76H165L164 75V79L166 80V79H168V78H166ZM173 76H174V78H173ZM195 76V77H194ZM231 76L233 77V79H234V81H235V79H237V81H235V83H234V81L232 82V80L233 79H231V82L230 81H228V80H230V78H231ZM260 76V75H259ZM259 76L257 77L258 79H259ZM263 76V75H262ZM82 77H84V76H82ZM92 77H98L97 75L96 76H92ZM91 77V78H92ZM151 77V76H150ZM211 77V78H212ZM256 77V76H255ZM87 78V77H86ZM102 78V77H101ZM117 78H121V77H116V79ZM140 78V79H141ZM183 78V79H184ZM244 78V77H243ZM242 78V79H243ZM247 80L246 81H248L249 80V78H247V76L245 77ZM251 78V77H250ZM263 78V77H262ZM141 79V80H142ZM189 79V78H188ZM189 79V80H190ZM63 80V79H62ZM87 80H88V78H87ZM93 80H96V79H92V81ZM253 80V79H252ZM251 80V81H252ZM254 80H256L255 78H254ZM245 81V80H244ZM257 81H260V80H257ZM71 82V81H70ZM86 82V81H85ZM89 82V81H88ZM93 82H95V81H93ZM93 82H92V86H93ZM117 82V81H116ZM143 82H144V84H143ZM180 82V81H179ZM218 82V83H217ZM226 82V83H225ZM250 82V81H249ZM248 82V83H249ZM253 82V81H252ZM72 83V82H71ZM96 83V82H95ZM95 83H94V88H95ZM176 83V84H175ZM181 83V82H180ZM186 83H187V81H186ZM235 85H234V84ZM247 83V84H248ZM51 84V83H50ZM52 84H53V82H52ZM86 84V83H85ZM114 84V83H113ZM148 84H150V85H148ZM163 84V83H162ZM210 84V83H209ZM246 84V83H245ZM48 85V84H47ZM75 85V84H74ZM73 85V86H74ZM77 85H79V84H76V88H78V86ZM90 85V86H91ZM98 85V84H97ZM105 85V86H104ZM145 85V86H144ZM159 85V84H158ZM168 85H166L165 87H168ZM249 85V84H248ZM258 85V86H259ZM61 86H62V84H61ZM67 86V85H66ZM111 86V85H110ZM139 86V87H140ZM172 86H173V88H172ZM186 86V85H185ZM217 86V85H216ZM220 86V87H219ZM45 87V86H44ZM52 87V86H51ZM79 87H81V86H79ZM86 87H88V86H86ZM99 87V86H98ZM101 87V86H100ZM151 87V88H150ZM162 87V86H161ZM164 87V86H163ZM162 87V88H163ZM179 87V86H178ZM183 87V86H182ZM192 87V89L195 91V89ZM214 87V86H213ZM229 88V90H228V88ZM255 87H257L256 86V84H255ZM75 88V89H76ZM113 88V87H112ZM136 88H138V87H136ZM151 89V90H148V89ZM174 88H176V89H174ZM181 88V87H180ZM245 88V87H244ZM46 89H48L47 87H46ZM52 89H53V87H52ZM79 89V88H78ZM78 89H76V90H78ZM81 90V92H83L82 90H84V88L82 89V88H80ZM104 89H101V91L104 93ZM174 89V90H173ZM186 89V88H185ZM202 89L201 90H199V92L201 91V92H203L202 91ZM213 89V91L211 92V90ZM63 90V89H62ZM26 90L25 89H23V93H25V96L27 97V93L25 92ZM187 91H190V92H187ZM216 91H217V89H216ZM230 91V92H229ZM234 91V92H233ZM31 93H32V91H30ZM74 92H72V95H73V93ZM87 92V91H86ZM90 92V93H89ZM45 93V94H44ZM64 93H66V94H68V96L66 95V94H64ZM109 93H107V95L109 94ZM213 93V94H212ZM13 92H12V90H11V92H9V96L8 97H10V98H8V100H13ZM22 94V93H21ZM55 94H58V95H62L63 96V94L64 95H66L67 97H62V98H60V96L59 97H55L56 95ZM84 94H85V92H84ZM95 94V95H94ZM105 94V93H104ZM112 94V95H113ZM217 94H221V95H217ZM12 95V96H11ZM47 95V94H46ZM48 95H50V94H48ZM99 96H102V94H98ZM115 95H114V97H115ZM148 95H151V101H147L146 100V97L148 96ZM205 95H207V97L204 96ZM82 96V97H81ZM105 96V95H104ZM109 96H110V94H109ZM84 97V98H83ZM120 97V98H119ZM41 98V97H40ZM71 98V99H70ZM86 98V99H85ZM89 98V99H88ZM93 98V97H92ZM95 98V97H94ZM101 98V97H100ZM105 98V97H104ZM108 98V97H107ZM113 98V97H112ZM112 98H111V101H112ZM97 99V98H96ZM102 99H103V96H102ZM203 99V100H202ZM38 100V99H37ZM71 100V102L73 103H71V106H70V103H68V105L66 104L68 101H70ZM78 100H80V101H82L83 100V102H80V101H78ZM86 100L88 101L89 100V103H90V106H91V103H93V102H91V101H95L94 102V106L93 107H90V109L89 108H87V105L85 104V106H86V110H88V113H91V114H86L87 116H86V118L87 117H90V119H89V122H86V123H82L81 124V122H83L82 120H83V118L85 117V112H84V110L83 109H85V106H84V104L81 106V104L82 103H84V102H86ZM91 100V101H90ZM101 100V99H100ZM106 100H108V99H106ZM115 100V99H114ZM199 101H200V103L202 102V104H200L199 105ZM78 102V103H77ZM80 102V103H79ZM107 102H110V101H107ZM106 102V103H107ZM33 103V102H32ZM39 103V101H37V104ZM41 103V102H40ZM49 103V104H48ZM50 103H56L55 105H51ZM62 104V105H59V104ZM76 103V104H75ZM96 103V104H95ZM100 103V104H101ZM111 103V102H110ZM198 103V105L199 106H202V105H204L205 106V108L202 106V108H204V109H207L208 107V109H207V111L209 110V109H212V111L210 112V110H209V112H208V114H209V116H206L205 118H207V119H209L208 121H207V123L206 124H204L206 121H204V119H203V117L205 116V114H203L202 113V115H204V116H200V114H201V112H205L204 111V109H203V111H201L202 109L200 108V111H199V113H197V111H198V109L196 108V106H195V108L197 109V111L194 113V114H192L191 113V111L189 110V109H192V107H190L189 105H195V104H197ZM31 104V103H30ZM79 104V105H78ZM112 104H114L113 102H112ZM150 104H152L153 105V110L152 109H150ZM185 105V113L183 112V114L182 113H178V111H177V109H179L182 105ZM223 105L224 104V106H226V104L228 105V106H233L234 107V105L236 106L235 108H238V109H236V111L232 108V111L230 112L229 110H228V108L226 107V108H223V109H226V111H224V112H222L221 113V110H220V112L218 111L219 110V106L220 105ZM29 105V104H28ZM33 105H34V103H33ZM73 105V106H72ZM99 107H98V106ZM187 105V106H186ZM198 105H197V107H198ZM207 105V106H206ZM209 105V106H208ZM211 105V106H210ZM213 105H216V106H214L213 107ZM219 105V106H218ZM260 105V107L262 108V111H259V108H258V106ZM83 106H84V108H83ZM106 106H107V104H106ZM31 107V106H30ZM182 107V108H183ZM73 110H72V109ZM91 108L93 109L91 112H89V110H91ZM181 108V109H182ZM216 110H214V109ZM221 108H222V106H221ZM220 108V109H221ZM231 108H229V109H231ZM72 110V113H70V115H68V112L70 111L71 112V110ZM193 109H194V107H193ZM223 109H222V111H223ZM26 112H28L29 111V113H26V114H28V115H26L25 114V111ZM85 110V111H86ZM103 110V111H102ZM165 110V111H164ZM174 110H176L177 112H175ZM183 110V109H182ZM214 110V111H213ZM237 110H238V113H236L237 112ZM244 110H246V112L244 111ZM13 112V114H11L12 112ZM38 113H37V112ZM39 111H45V116L44 115H42V114H40V115H38L37 116V114H39ZM106 111V112H105ZM189 111V112H188ZM218 111V112H217ZM9 112V113H8ZM24 112V113H23ZM30 112H31V114L33 115H31L30 114ZM214 112V114H212ZM244 112V113H243ZM15 113V114H14ZM217 113V114H216ZM220 113V114H219ZM259 113V114H258ZM5 114V113H4ZM10 114V115H9ZM25 114V115H24ZM199 114V116H197ZM211 114V115H210ZM16 115V116H15ZM36 115V116H35ZM185 115V116H184ZM194 117H193V116ZM213 115V116H212ZM220 115V116H219ZM17 116H18V118H19V120L17 119ZM212 116V117H211ZM214 116H216V119H218V120H221L222 118V121H220L221 123H219V121L218 120H212L211 118H214ZM3 117V116H2ZM21 117V118H20ZM104 118L103 119V121H97V122H95L94 120H95V118H97V119H99L100 118V120H101V118ZM113 117H114V119H113ZM201 119V120H199V118ZM15 120H14V119ZM91 118H94V120L93 121H91L92 119ZM107 118V119H106ZM112 118V119H111ZM254 118H255V120H254ZM5 119V118H4ZM39 119V120H38ZM50 119V118H49ZM198 119V120H197ZM206 119V120H207ZM52 120V119H51ZM107 120V121H106ZM110 120V121H109ZM111 120H114V121H111ZM178 120H180V122L178 121ZM188 122H187V121ZM214 122H212V121ZM254 120V121H253ZM88 121V120H87ZM179 122V124H178V122ZM186 122V124L184 125L183 123L184 122ZM216 121V122H215ZM228 121H235V124L237 123H239L238 125L240 126L239 128H238V130H239V135L240 134H242L241 136H238L237 137V133L238 132H235V131H237V128L235 127V126H233L232 124H229V122ZM237 121V122H236ZM4 122V121H3ZM129 122H133L134 123V127L133 128H135L134 130H132L130 133H129V130L130 129H132V127H130V129L129 130H127V131H121V130H119V131H117V130H115V132H112V131H114V130H112V131H109L110 129H109V126H110V124H117V128H118V125L119 126H121V124H125L126 123V125H127V123H129ZM181 122H183L182 124H181ZM192 122V123H191ZM222 122H227L226 123V127L225 126H222V127H225L224 128V131H223V129H222V132L220 131L221 130V126H220V124L221 125H224V123H222ZM217 123V124H216ZM218 123H219V125H218ZM1 124V123H0ZM177 124V125H176ZM181 124V125H180ZM214 124H216L215 126H213ZM131 125V124H130ZM170 125V126H169ZM186 126L185 127V129H180V128H184V126ZM229 125H232V127H230ZM114 126V125H113ZM123 126V125H122ZM121 126V127H122ZM132 126V125H131ZM170 127L169 128V130H166L167 129V127ZM171 126H174V127H176V128H174V127H171ZM177 126L179 127L178 129H177ZM213 126V127H212ZM228 126V127H227ZM124 127V126H123ZM209 127H212L214 130H217L218 129V131H217V134H216V132L214 131V133L215 134H213V133H210L208 130V128ZM215 127V128H214ZM218 127H220V128H218ZM234 127H235V131L233 132V130H234ZM114 128V127H113ZM172 128V129H171ZM226 128H229L233 133H235V134H233L230 130H228V132L229 133H232L233 135H235V136H233V135H231L232 137H231V139L233 138V140L234 141H238L237 142V144L239 143V141H241L240 143H239V145H237L238 146V148L237 147H235L234 146V148L235 149H231V148H227V147H225V146H223V145H225L224 144V141L223 140H225V139H227L226 137H229V135L227 136V134H226V136H224L225 138H221L220 137V135L222 134V136L225 134V129ZM109 129V130H108ZM111 129H112V127H111ZM121 129V128H120ZM123 129V128H122ZM125 129V128H124ZM177 129V131H175ZM213 129H210L211 131L213 130ZM172 131V133H170L171 131ZM173 130H174V132H176L177 133V135L180 137L181 135H184L185 136V138L182 136V140H183V138H184V144H182V143H180V142H177L178 140L177 139H175V141H176V143H177V145L178 146H180V144H181V146H180V148L182 149H180L181 151H179V149L178 148H176V151L175 152H177V149H178V153L179 154H183V156H185L186 155V157H187V161L189 160V162H191V164L189 163V162H186L183 158H181V157H179V156H182V155H179L178 157L179 158H181L182 160H184L183 162H184V166L181 164V160L180 161H178V158H177V155L175 156L176 157V159H175V163H177L179 166H177V164L176 165H174L175 167H176V169H178L179 171H181V167H183V170L184 171H186V169H187V173L186 172H183V170H182V172L184 173H180V172H178V174H176V172H175V168H174V166H173V162L171 161L172 160V157L173 158H175L174 157V155H175V153H172L171 151V153L169 154V152H167L168 151V147H167V144L169 143V142H171L172 141V139H174V137H173V135L172 134H174V132H173ZM181 130V131H180ZM109 131V132H108ZM1 132V131H0ZM64 132H65V134H64ZM165 132H166V134L167 133H170L171 134V136H170V134H168V137L169 138H167V136H166V134H165ZM213 132V131H212ZM220 132V133H219ZM224 132V133H223ZM47 133V134H46ZM175 133V134H176ZM228 133V134H229ZM259 133H260V135H259ZM164 134H165V136H166V138L164 137ZM174 134V136L175 137H177L178 138V136L177 135H175ZM220 134V135H219ZM45 135V136H44ZM47 135V136H46ZM216 135H218L219 137L217 138V136ZM212 136V138H210ZM213 136H216V137H213ZM236 137H237V140H236ZM241 137V138H240ZM263 137V136H262ZM213 138H216L215 139V141H214V139ZM219 138H221L222 140L221 141H219L218 142V146H217V139L218 140H220ZM241 139V140H239V139ZM243 138V139H242ZM260 138V139H259ZM209 139V141H207ZM181 140V141H182ZM212 141V143H211V141ZM254 140V144H256V141ZM175 141L173 140V142L175 143ZM231 141V140H230ZM208 142H210L211 144H212V146H210L211 148L209 149L208 148V146H207V144H208ZM215 144H214V143ZM233 142V141H232ZM235 142V143H236ZM246 142V143H245ZM235 143L233 144V145H235ZM244 143V144H243ZM250 143H251V141H250ZM213 144H214V146H213ZM223 144V145H222ZM254 144H252L251 146H253V147H251L250 148V146H248L249 145V143H248V145H245L244 146V148L245 147H247V151H248V149H250L249 151H251V149H252V151L251 152H249V153H251V155H252V153H253V155H252V158L251 159H253L254 157V159H253V162H255L254 160H258V158L259 157H261L259 154L262 152V151H264V150H262V149H264V147L263 146H261L262 144L261 143H259L258 145L260 146V148L259 149H261V147H263L261 150H259L258 149V152L259 151H261V152H257V150H255V147H254ZM261 144V145H260ZM171 145V144H170ZM207 147H206V146ZM209 145V144H208ZM220 145H222V148H227L229 151L228 152H230L229 154H228V152H226V155L227 156H225V155H223L224 157H223V160L225 159V161H226V163L225 162H223L221 159H222V157L220 158V156L225 152V151H227L226 149H225V151L220 147V151L221 150H223V151H221V155H216L217 154V152L216 153H214L213 152V154H215V159L217 158L218 159V157L220 158V160L218 161L217 159H216V161L214 160V161H211V163H209L208 165H207V163L209 162V160H211L212 159V157H214V156H212L211 157V159H209L208 157H210V156H208V154H212V149L214 148L215 149V146L216 147H219ZM264 145V144H263ZM173 146V145H172ZM240 146V147H239ZM171 147V146H170ZM173 147H175V146H173ZM208 150H207V149ZM243 148V149H244ZM218 148H216L215 150H217ZM238 149H240V150H238ZM231 150V151H230ZM235 150H237V151H235ZM254 150L257 152L256 154H255V152H254ZM206 151H207V153H206ZM238 151H241V152H238ZM201 152H202V155H204L203 156V159L204 158H206V159H209V160H207V161H202V160H200V162L199 161H195L196 162V165H195V163L193 164V157L191 158L192 160L190 161V159H188V157H191V156H195L196 155V157H197V155H199L197 158L196 157H194V159L196 160H198V158L200 159V158H202V156L200 157V154H201ZM223 152V153H222ZM231 152H232V154H231ZM234 152V153H233ZM238 152V153H237ZM244 152H246L245 150H244ZM219 153V152H218ZM236 153V154H235ZM263 153V152H262ZM205 154H207V155H205ZM234 154V155H233ZM257 154H258V156H257ZM243 155V154H242ZM245 155V156H244ZM243 156H241L242 158H244V159H242L241 157H239L238 156V158L239 159H242V162H243V164H241V163H239V160H237V162H238V165H237V163H234L233 161H235L236 162V160H234L235 159V157H237V156H235L234 158H233V160H232V162H231V164H232V166H231V164H230V167H232V169L233 170H235V171H233V173L235 172V173H237V174H235V175H238L239 176V173H240V176H241V173L243 172V174L245 173V172H247L246 170L248 169V165L245 167V165L244 164H247L246 162H247V160H249L250 158H247V155L246 154H244ZM250 155V154H249ZM248 155V156H249ZM263 155H264V153H263ZM208 156V157H207ZM218 156V157H217ZM257 156V157H256ZM1 157V156H0ZM250 157V156H249ZM247 160H246V159ZM261 159H263V162H264V156H263V158H259V161H261L260 163H262V160ZM230 160V161H231ZM246 160V161H245ZM257 160H256V162H257ZM245 161V162H244ZM1 162H2V158H1ZM207 162V163H206ZM220 162L222 163V164H220ZM249 162H250V160L248 161V164H249ZM252 161H251V163L252 164H254ZM255 162V163H256ZM180 163V164H179ZM198 163H201V165L200 164H198ZM226 165H225V164ZM235 165H234V164ZM250 163V164H251ZM188 166H187V165ZM192 164L194 165V166H192ZM198 164V165H197ZM205 164V167L203 166V165ZM224 164V165H223ZM263 164V165H262ZM262 164H259V166L261 165V167L264 169V163H262ZM181 165V166H180ZM191 165V166H190ZM207 165V166H206ZM209 165H211V167L209 166ZM213 165H214V167H215V165H220L219 167H220V169H215L216 167H218V166H216L215 168L213 167ZM222 165V166H221ZM241 165H243L245 168H246V170H243L242 171V169H244V167L242 168V167H240ZM165 166V167H164ZM196 166H198V168H204V169H206V173L208 172V174H206L204 171V169H202V170H200V171H202L201 172V174L199 173V172H195V171H197L198 170V168L196 167ZM200 166V167H199ZM225 166V167H224ZM238 166H239V168H238ZM252 166V169H251V171L254 169V165H251ZM257 166V165H256ZM255 166V168L256 169H254V170H256L255 171V173L257 172V168H258V166L256 167ZM168 169H170V170H168ZM171 167H173V169H172V171H171ZM179 167V168H178ZM187 167V168H186ZM191 167V168H190ZM222 167V168H221ZM237 167V168H236ZM99 168L101 169V170H99ZM166 168V169H165ZM181 168V169H180ZM197 168V169H196ZM210 168V169H209ZM211 168H212V171H213V173H211L212 171H211ZM225 170H224V169ZM240 168H242L241 170H239L238 171V169H240ZM262 168H259V170L261 171V170H263ZM223 169V170H222ZM237 169V170H236ZM192 170H194V171H192ZM227 170V171H226ZM254 170H253V172H254ZM210 171V172H209ZM236 171H238V172H236ZM240 171H242V172H240ZM188 172H189V174H188ZM221 172H216L215 173V176H221V174H223V173H221ZM224 172V173H225ZM262 172V171H261ZM195 173L196 174H198L199 173V175H195ZM258 173H259V171L256 173V174H254L255 176V178L257 177H259V175H258ZM208 176L209 178H207L206 176ZM234 174H231V172H230V175H226V174H223L222 176H223V178H225V176L227 177V176H235ZM251 174H252V172H251ZM250 174V175H251ZM260 174V173H259ZM262 174V179H264L263 177H264V171L261 173ZM260 174V175H261ZM194 175V176H193ZM211 175V176H210ZM246 176L244 177V179H242L243 178V176H241L242 178H241V184L242 185H244L245 183V181L248 179V180H253V179H255L254 177H252V176H250L249 178H247L248 177V175H247V173L245 174ZM237 176V178H239ZM194 177V178H193ZM205 177V178H204ZM210 177H211V179H210ZM231 178H233V177H231ZM234 178H236V176L234 177ZM234 178L232 179V180H234ZM256 178V179H257ZM229 179H230V177H229ZM229 179H227V180H229ZM239 180H240V178H239ZM214 181L216 182L215 184H214ZM235 181V180H234ZM237 181V180H236ZM242 181H244V182H242ZM259 181V180H258ZM231 182V181H230ZM239 181H237V183H238ZM251 182V181H250ZM253 182V181H252ZM251 182V183H252ZM260 182V181H259ZM233 182H231V184H232ZM247 183V182H246ZM251 183H249L248 182V184H251ZM255 185H259L260 183H258L256 180H255V182H253ZM203 184V185H202ZM225 184V183H224ZM254 184L253 185H250V187H251V190L254 192V190H256V188H257V186H254ZM263 184V183H262ZM223 187H222V186ZM239 185V186H238ZM245 186V185H244ZM243 186V187H244ZM247 186V185H246ZM262 186V185H261ZM260 187V186H259ZM233 188V184H232V186H231V189ZM252 188H254V190L252 189ZM262 188H264V185H263V187ZM261 189V188H260ZM233 190H230V191H233ZM245 190H247V189H245ZM244 190V191H245ZM257 190H259V189H257ZM262 190V189H261ZM264 190V189H263ZM249 192V191H248ZM236 193H234V194H236ZM255 193L257 194V196H258V198H260V196L258 195V191L256 192L255 191ZM254 193V194H255ZM261 193V192H260ZM228 194V193H227ZM263 193H261V195H262ZM243 195H246V194H243ZM248 195V194H247ZM249 196V195H248ZM257 196H253V194L251 195V196H249L251 199L249 200L250 202H252V201H254L255 199L257 200ZM263 196V195H262ZM227 197H228V195H227ZM243 197V196H242ZM249 197H248V199H249ZM222 198H224L223 199V202H222ZM244 198V197H243ZM253 199V200H252ZM261 199V200H260ZM259 200V202L258 201H254L253 202V204L254 205H256V204H258L257 206H258V208L256 209L255 207L251 210V206L248 208V209H250L251 211V213L252 214H250V213H248L247 212V214L249 215H247L249 218H248V224H247V228H249L248 230L250 231H253V229L254 228H257L258 226H259V223L262 221V219H264V201L262 200V199H264V196L263 197H261ZM220 200V201H219ZM229 200V199H228ZM241 200V201H240ZM240 201V202H239ZM262 201V202H261ZM70 202H73V204H76V202H80L79 203V205L81 206V205H83L84 204V202H86L85 204H87L89 207H86V206H82L84 209H82V207H81V209H82V211H83V213H81L83 216H84V220H83V223H84V225H85V222H86V217L88 216L89 218L87 219V224H89V222H91V224H93V223H96V222H99L98 224V227L97 226H95V228H97L98 230H97V234H94L93 235V233L91 234V235H88V236H86V235H83V236H78V235H76L75 233L74 234H72L71 232H70V230L72 229V227L70 226V224L69 225H67L66 224V218L68 217L69 218V212H70V207L71 206H69L70 204ZM96 202V203H95ZM98 202V203H97ZM130 202H133V203H135V202H138V205L139 206H142V207H140V208H136V209H133V207L131 208V204H130ZM151 202H155V204H159L158 202H161V205H163V208H165V209H163V212H164V210H167V212H169L170 213V216L171 217H169V213L167 214L166 212H164V215H168V216H164V215H161V212H162V210H161V208H162V206H160V204H159V206H157V205H155L154 204V206L151 204ZM157 202V203H156ZM190 202V203H189ZM196 202H198V203H196ZM201 202H203V203H205V204H203V203H201ZM209 202V203H208ZM210 202H212L211 204H210ZM215 202V203H214ZM218 202H220V205H217V203ZM102 203V204H101ZM207 203V204H206ZM249 203V202H248ZM259 203H263V205L261 206ZM84 204V205H85ZM136 204V203H135ZM148 204V205H147ZM179 204V203H178ZM193 204V203H192ZM192 204H190L191 206H192ZM193 204V205H194ZM202 204V205H201ZM214 205V207H212L213 205ZM242 204V203H241ZM251 203H249V205H250ZM71 205H72V203H71ZM150 205H152V207H155V206H157V207H155V208H157V209H159L158 211H159V215L158 214H156L155 212V215L156 216H152V218H151V221L153 220L154 221V223L153 224H155L154 225V227L152 226V225H148L147 227H146V224L145 225H143L141 222L142 221H146V223L148 222L147 221V217L146 216H144L143 217V212L144 213H148V209H151V208H148ZM203 205H205V206H207V207H205V206H203ZM210 205H212V206H210ZM228 205V206H227ZM232 205V206H231ZM246 205V204H245ZM248 205V206H249ZM130 208H129V207ZM148 206V207H147ZM166 206V207H165ZM173 206H175V205H173ZM195 206V205H194ZM209 206V207H208ZM215 206H217V207H215ZM223 207V210H221L220 208H218V207ZM227 206V207H226ZM229 206H231V208L232 209H230V211H229ZM235 206V207H234ZM86 207V208H85ZM95 207H98V209L96 210V209H94ZM99 207H100V209H99ZM159 207V208H158ZM161 207V208H160ZM176 207H178V205L176 204ZM182 207V206H181ZM193 207V206H192ZM224 207L226 208V210L224 209ZM229 207V208H228ZM242 207V206H241ZM155 208L153 209V211L155 210ZM197 208V207H196ZM195 208V210L194 209H192V212L194 211V213L196 212H199V214H201L202 212H204L205 213V211L202 209V212H200V210L198 211L197 209ZM213 208V209H212ZM215 208V209H214ZM228 208V209H227ZM81 209H80V211H81ZM182 209V211H183V209L184 208H181ZM181 209L179 210L178 209V211H181ZM209 209V210H208ZM220 209V210H219ZM236 209V210H235ZM184 210H186V208L184 209ZM226 212H225V211ZM234 210V211H233ZM238 210V211H237ZM157 211V212H158ZM172 211H174V210H172ZM175 211H177V208H176V210ZM216 211V212H215ZM231 211H233L232 212V214L230 213ZM239 212V214H240V216H238V214L236 213V212ZM162 212V213H163ZM191 212V211H190ZM191 212V213H192ZM79 213V212H78ZM77 213V214H78ZM153 213V212H152ZM166 213V214H165ZM80 214V213H79ZM149 214L151 215V213H150V211H149ZM182 214L184 215V217H182ZM187 214H188V212H187ZM198 214V213H197ZM216 214V215H217ZM255 215V218H254V216H252V215ZM152 215H154V214H152ZM161 215V216H160ZM180 217H179V216ZM70 216H72V215H70ZM80 216V215H79ZM82 216V217H83ZM187 216V215H186ZM218 216V215H217ZM251 216V217H250ZM256 216H258V218L256 217ZM263 216V217H262ZM154 217V218H153ZM219 217V216H218ZM262 219H261V218ZM86 218V219H85ZM180 218H182L181 219V221H180ZM197 218V219H196ZM224 218H226V217H224ZM223 218V219H224ZM253 218V219H252ZM260 221V222H258L257 221V219ZM79 219V218H78ZM82 219V218H81ZM149 219H150V217H149ZM231 219L232 220H234L235 222H233L232 223V221H231ZM254 220V221H252V222H254L255 223V225H254V223H252L251 222V220ZM178 220H179V223L178 224H180V222L181 223H183V224H180V225H176V223H175V225H174V223H171V222H173V221H177L178 222ZM240 220V221H239ZM71 221L73 222V220L71 219ZM82 221V220H81ZM137 221L138 223H136L135 224V222ZM171 221V222H170ZM230 223H229V222ZM77 222V221H76ZM149 222H150V220H149ZM197 222H199V224L200 225H197V226H195L196 224H198ZM203 222V221H202ZM242 222V223H241ZM68 223V222H67ZM171 224L172 226H170L169 224ZM226 223V224H225ZM228 223L230 224V225H228ZM231 223L234 225V224H236V225H231ZM250 223H252V227L253 226H256V227H253L252 229L250 228L251 226L249 225ZM256 223H257V225H256ZM136 225L135 227L133 226V225ZM149 224V223H148ZM160 225L161 227H162V225L164 224L165 225V227H166V225H167V228L168 229H166L165 227H163V229H160L161 230V232H162V230L164 231V232H162L161 234H156V232H155V226L156 225ZM189 224H191V223H189ZM205 224H206V222H205ZM204 224V225H205ZM261 224V227H260V229L264 226L262 223H260ZM71 225H74V224H71ZM163 225V226H164ZM186 225V224H185ZM187 225H186V227H187ZM220 225H222V224H220ZM239 225V224H238ZM263 225V226H262ZM143 226H145L146 228H149V226H150V228H151V226L153 227L152 228V230L151 229H145V230H147V232H145V230H143L144 229V227ZM174 226H179V227H174ZM213 226H217V227H219L218 225H213V222H212V225H211V228L210 227H208V228H210V230H212V228H214ZM233 226V227H232ZM246 226V225H245ZM75 226H73V228H74ZM216 227V228H217ZM242 227H239V231L240 232H238V230H236V233H235V229H237V227L235 228V229H233V235H232V232H231V234L229 235V232H230V230H229V232H227L228 233V237H230V238H225V240L226 239H229V240H226V241H228V242H230V240H231V238H233V236L235 237V236H237L236 237V241H238V236H241V234L240 233H245L247 230H245V228H244V230H245V232H244V230H243V228ZM259 227L257 228V229H259ZM136 228H138V229H136ZM180 228V229H179ZM202 228H203V226H202ZM202 228H200V230L202 231ZM204 228H206V226H204ZM240 228H242V229H240ZM77 229V228H76ZM81 229V228H80ZM88 229H91V230H94V226L93 225H91V226H89L88 227ZM135 229L137 230V231H139V232H137V231H135ZM154 229V230H153ZM159 229V228H158ZM157 229V230H158ZM165 229L167 230V231H165ZM173 229H174V231H173ZM190 229H189V231H190ZM215 229V228H214ZM218 229H222V227L220 228H218ZM218 229H215V230H217L218 231V233H219V230ZM228 229V228H227ZM256 229V230H257ZM260 229H259V231H260ZM264 229V228H263ZM99 230H102V231H104V230H106V231H108V232H102V233H100L99 234ZM148 230L150 231V234L148 235ZM181 230H180V232H181ZM184 230H186V232L188 231L185 227H184ZM195 230H197V231H195ZM194 231H195V234H196V236L198 237V235H199V240L201 239V236H202V234H201V232L199 233L198 231H199V228L198 229H195ZM255 230V229H254ZM69 231V232H68ZM74 231V230H73ZM72 231V232H73ZM77 231V230H76ZM90 231V230H89ZM131 231H134V233L136 232V233H139V234H141V232H143L140 236H138V234L136 235H133L134 233H131ZM141 231V232H140ZM152 231V232H151ZM192 231H193V229H192ZM191 231V232H192ZM193 231V232H194ZM205 231H206V229H205ZM242 231V232H241ZM264 231V230H263ZM262 231V233L264 234V232ZM80 232V231H79ZM85 232H87L86 230H85ZM96 232V231H95ZM177 232V231H176ZM185 232V233H186ZM190 232V233H191ZM197 232V233H196ZM221 232V231H220ZM224 232V230L222 231V233ZM83 233V232H82ZM88 233H90V232H88ZM144 233H147V235L148 236H146ZM160 233V232H159ZM182 234H184V232H181ZM190 233H188L187 232V234H189L187 237L189 238V237H191V236H193V235H195V234H193V235H190ZM203 233V232H202ZM210 233V232H209ZM225 233V232H224ZM257 233H258V231H257ZM80 234V233H79ZM182 234H180L179 232H178V235H182ZM235 234H237V235H235ZM240 234V235H239ZM253 233H251V235L249 234V239H252L251 241H255V238L254 237H252V236H254V235H252ZM255 234V233H254ZM258 234H260V233H258ZM145 235V237H142V236H144ZM170 235V234H169ZM186 235V234H185ZM201 235V236H200ZM204 235V234H203ZM207 235V233H205V236ZM209 235V234H208ZM214 234H212V235H210V237L211 238H213L212 239V241L213 242H215V240H214V238H215V235H214V237H212ZM225 235V234H224ZM232 235V236H231ZM261 235V234H260ZM216 236H218V234L216 235ZM221 236H223V234L221 235ZM226 237H227V234L225 235ZM247 236H248V234H247ZM247 236H246V238H247ZM251 236V237H250ZM259 236V235H258ZM257 236V237H258ZM261 236H263V235H261ZM173 237V236H172ZM187 237H185L184 238V240H186L187 239ZM197 237H192L191 239H193V242L192 243H190L191 242V240L189 241V248H191L190 247V244H195V240H197V241H199L198 240V238ZM204 237V236H203ZM208 237V236H207ZM206 237V238H207ZM219 237H220V235H219ZM218 237V238H219ZM242 237H243V235L241 236V239H242ZM256 237V238H257ZM264 237V236H263ZM262 237V238H263ZM161 238V239H160ZM174 238V237H173ZM178 238V237H177ZM205 238V239H206ZM217 237L215 238L216 239V241L217 240H219ZM245 238V237H244ZM257 239H260V238H257ZM161 242H160V241ZM187 240H189V239H187ZM224 240V241H225ZM233 240V239H232ZM247 240V239H246ZM260 240H262V239H260ZM179 241V240H178ZM221 241H223V240H221ZM236 241H235V244L236 245H234V246H236V248H231V247H233V246H231L230 248H231V250H233V249H236V251H240L239 253L242 255V256H240L239 255V253H238V256L237 257H240V262L242 263V264H247L246 263V261L247 260H253V261H255L256 259H258V260H256V263H257V261H259V263L261 264H263V262H261L262 260L260 259V258H262V257H260V256H262L264 253L263 252H260V256L258 255V257L259 258H257V257H253V258H249V256L251 257V254H252V256L254 255V254H256L257 255V253H254L253 252V250L252 249H250L251 247H249L248 246V241H247V243H245V239L244 240H242V241H244V243H242V247L243 248H241V246L239 247V243L237 244L236 243ZM258 241V240H257ZM262 241H264V238H263V240ZM167 242V241H166ZM218 242V241H217ZM227 242V243H228ZM256 242V241H255ZM259 242V241H258ZM179 243V242H178ZM181 243H183V242H181ZM197 243V242H196ZM199 243H200V241H199ZM219 243H221V242H219ZM218 243V244H219ZM224 243V242H223ZM254 243V242H253ZM207 244L209 245L210 243H208L207 242ZM225 245H226V243H224ZM244 244V245H243ZM245 244H247V246L245 245ZM260 245V247L261 246H264V242H263V245H262V243L260 242L259 243ZM200 245H201V243H200ZM203 245H205V244H203ZM237 245H238V247L240 248V249H237L238 247H237ZM240 245H241V242H240ZM250 245H255V243L254 244H250ZM192 246V245H191ZM197 246V245H196ZM227 246V245H226ZM245 246H246V248H248V249H245ZM181 247H183V246H181ZM198 247V246H197ZM220 247V245L217 247V248H219ZM227 247H229V246H227ZM175 248V247H174ZM202 248V247H201ZM203 248H205V247H203ZM216 248V250L218 251V250H221V248H219V249H217ZM264 248V247H263ZM262 248V249H263ZM154 249V250H153ZM164 249V250H163ZM186 249H188L187 248V246H186ZM209 249L210 248H206V252H203V253H205L206 254V256L208 255L207 253H208V251H209ZM223 249V248H222ZM226 249V248H225ZM225 249H223L224 251H226ZM244 249V250H243ZM261 248H260V250L259 251H261L262 250ZM182 250V249H181ZM190 250V249H189ZM194 250V249H193ZM231 250H230V252H231ZM247 250V251H246ZM249 250V251H248ZM255 250V249H254ZM160 251V252H161ZM196 251H197V249H196ZM200 251H203V250H201L200 249ZM217 251L215 252H213L214 253V255L217 253ZM241 251H243V252H241ZM244 251H246V252H248V255H246V253L244 252ZM259 251H258V254H259ZM263 251H264V249H263ZM159 252V251H158ZM158 252H155V253H158ZM159 252V253H160ZM185 252H187L186 250H185ZM189 252V251H188ZM233 252H234V254H235V250H233ZM232 252V253H233ZM250 252H253V253H250ZM256 252H257V249H256ZM152 253V252H151ZM158 253V254H159ZM182 253V252H181ZM193 253V252H192ZM202 253V254H203ZM237 253V252H236ZM243 253H244V255H243ZM194 254V253H193ZM197 254V253H196ZM228 254V253H227ZM185 255H188V253L187 254H185ZM219 255V254H218ZM245 255H246V257H245ZM13 256H15L16 257V261L14 262V260L12 259V257ZM204 256V255H203ZM206 256H204V258H206ZM244 256V259H243V261H242V259H241V257H243ZM247 256H248V259H247ZM264 256V255H263ZM208 257H211V256H208ZM218 257V256H217ZM216 255L214 256V260L216 261ZM236 257V256H235ZM234 257V258H235ZM177 259H178V257H176ZM203 258V260L202 261H204L205 259ZM219 258L220 257H218V260H217V264L219 263L218 261H220V263L219 264H221V260H219ZM228 259L227 260H229L230 258H229V256L227 257ZM233 258V257H232ZM176 259V260H177ZM181 259H183V262L185 263V264H194V262L193 263H186V262H188L184 257L183 258H181ZM190 259H192V258H190ZM199 259V258H198ZM261 261H260V260ZM263 259V258H262ZM207 260V259H206ZM213 260V264H216V262ZM232 261H233V263H238L239 262V260L238 259H235V260H238V261H234V259H231ZM201 261V260H200ZM201 261V262H202ZM209 260H207V262L206 261H204L203 262V264H205V263H212V261H210V262H208ZM230 261V260H229ZM245 261V262H244ZM251 262V261H249L248 262V264H252V263H254V264H256L255 262ZM192 262V261H191ZM201 262H200V264H201ZM240 262L238 263V264H240ZM259 263H257V264H259ZM196 264V263H195Z\"/></svg>",
	"mask_w": 264,
	"mask_h": 264
},
{
	"label": "rangeland",
	"instance_id": "374dc122",
	"mask_svg": "<svg viewBox=\"0 0 264 264\" xmlns=\"http://www.w3.org/2000/svg\"><path fill=\"white\" fill-rule=\"evenodd\" d=\"M16 1H17V2H16ZM34 1H35V2H34ZM34 1H33V0H0V17H1L2 19H3V17H4L5 19H13V20H11L12 23L9 22V26H8V22H7V21H6L7 24H6V23H5V24L3 23V22H4V19H3V22H0V46H1V48H0V123H1V124H0V131H1V132H0V148H2V147H1V146H2V144H1V139H2V129H3L2 124H3V123H7V122H11V121H12V120H9V119H8V116H7V114H6V111H7L6 108H7L8 106H12V107H14L15 110L17 111L18 115H19V112L22 113V111H23V109H24V106H26L25 108H26V109L28 108V110L31 109V110H30L31 112L33 111L34 108H37V109H38V108H39L38 106H40V108L43 106L42 110L44 109L45 111H46L47 109H49V107H48L49 105H46V104H45V105H46L48 108L45 109L46 106L44 105L45 102L43 101V100H44L43 98H46V97L43 96V98H42V96H41V95L43 94V92H42V94H40V95L37 96L38 93L35 94V91H36V92L38 91V92H40V93H41V91H44V92L46 91V94H47V95H46L45 93H44V94H45V96H47V98H48L49 96H50V97L52 96V95H51V92H53L52 90H54V86H55V87L58 86V87L55 88L56 92H57V91H62V92H63L64 90L69 89L68 85H69V86L72 85L71 88L74 87L73 90H75V92H77L78 94H81V95H83L84 97H86V96H87L86 93H88L89 90H91L90 92L93 94V92H94V93H97L95 90H97V89H99V88L104 89V87L102 86V84H103V83H106V81H107V83H108V79H106V77H107V78H110V77H108V75H110V73L112 74V78L109 80V82L114 80L113 82H110V83L106 84V87L108 86V88H111L110 91H113V92H114V90H115L114 87H115V85H116L115 83H118L119 79L121 80V81H120L121 83H123V82L125 83V80L127 81V79H128V81H129L130 78H131L130 80H132V84L134 85V86H133V87H134L133 89H140V88H141V89H143V90H144V89L146 90L147 87L144 88V87H142V86H140V85H139L140 87H139V86H135V85H136L135 83H137V81H138V80H137V79H138L137 77L142 76V77H144V81H145V80H146L145 75H146V74H147V75L149 74V75H148L149 78H147L148 80H146V81H149L150 78H151L152 80L149 81V82H151V84H152V81H153L154 84H157V83H155L154 80H153V78H154V77H153V73H154V70H157V73H159V69L162 68V67H160L159 64H162L161 66H164V67L166 68V69H164V67H163V69L166 70V71L168 72V75H169V74H170L169 69H170V67H171V70L173 71V69H172V65H174L175 63H176V64H175L174 67H176V65L179 63V64H182L183 68L187 69V68L189 67V65L192 66V63L196 60V59L194 58L195 60H193L192 63L190 64V61H191V60H190V57H191V59H192V57H193V56H192V53H194L195 55H196V53H197V52H196L197 50L194 51L193 48H194L195 46H198L196 43L199 42V41H196V42H195V41H194V42L192 41V42H190V38H189V40H188V37H190L189 34L192 33V31H193L197 26H199V25H198V21H197L195 24H194V23H193V24H190L191 22H189V24L187 23L186 27L184 28V29H185V31L183 32L184 34H183V36H182L184 41L181 40L182 38L180 39V40H181V43H179L180 45L178 44V45H179V48H178V49H176L177 46H176V47L174 46V48H175L177 51L180 50L179 52H181V51H182V48H183L184 46H186L187 41L190 42L189 44H194V47H193L192 45H190V46H192V47L189 46V49L192 48L191 50L193 51V52H190L191 55H190V53H189L188 51H187V54L189 53V55L186 54V51H184L185 48H183V51L181 52L182 55L179 54V52H176V54H178L179 57H178V55H175V52H174L175 57H178V58H177V59H178V60H177L178 62H174L173 59L170 60L169 56L172 57L173 54H170L168 57H167V56L157 55V56H156L157 60H158V59H159V60H160V59L163 60L162 58H164L165 61H166V59H167V63H166L165 61H162V63H158V65H159L158 67H157L155 64H156L157 62H159V61H157L155 64H153L152 61H151L150 65L153 64V66L155 65L157 68L160 67L159 69H154L153 66H149V65H148V63H149L150 61L148 62L147 60H144L145 58L147 59V56L145 55V53L149 51V49H148V47H147V44H146V45H143V44H142V45H138V44L135 45V44H133V46L135 45L134 47H136V46L138 45L137 47H139V49H140V46H141L142 48L145 46V48L147 49L146 52L143 50L144 48H143V49L141 48V51H142V52H143V51L145 52V53L143 52L145 56L143 55V53H140V52H141L140 50H136V49H135V50H136V51H135V50L133 49L132 51H131V50H130V51H127V52H131L130 55H129V58H130V59H132V58L134 57V56L131 57V55H133L132 53L136 54V56H140V54H141L140 58H142L143 56H144V58L141 59V60H139V57L136 58V56H135V59L133 58V59H134V61H133V59L130 60V59L128 58V55H127V53H126V55H127V57L125 58L126 60L123 58V59L125 60V63L127 62V65H129L130 62H131V64H133V63L136 64V63H137V64L139 65L138 68H139V70H140V67L142 66L141 64H142L143 62H147L146 64H145V63H144V64L147 65V66H149V69L152 67L151 70H153V71L150 70L152 73H149V72H150L149 69H148L149 72H147V71H146V70H147V69H146L147 66H145L144 68L146 69V70H145L146 74H144L143 72H141V71L144 70L143 67H141V68H142L141 71H138V72H141V74L139 75V73H135L137 70L134 69V66H135L134 64H133V66H131V64H130L129 66L126 65L127 67L124 66V65H122V62H124V61L122 60V57H124V56H126V55H123V56H122L123 53H122V54H121V53H120V54L118 53L119 55H118L117 53L115 54V48H113L114 46H117V48H120V49H122V50L124 51V50H126V49H124L123 46H125V48H126V46H128L129 48H128V47H127V48H128V49H131V48L133 47V46H132V43H131V45H130V44L127 45V44H125L124 42H120V43H122V47H123V48H122L121 46H119V45H121V44H119V41H120V40L118 39V41H116V42H115V40H117V38H118L119 36H121L122 38H124L126 35L123 34V35H124V37H123L122 34H120L119 32H117V34L119 33V36L117 35L118 37H117L116 39H115L116 36H115V37H113V35L110 36V34H112V32L119 31V29H118L119 27H120V28H123V27H121V26H122V24H121L122 22L119 24L120 21H119V19L117 18L118 16H117V17H114V16H113V18H112L111 13H113V12H111V9L115 8V10H113V11H114V14H115V16H116V15L119 13V10L116 9L117 7H118V8L120 7L119 9L121 10V5L123 6V3H124V2H125L124 4H127V2H129V1L132 2V1H134V0H127V2H126V0H123V1H122V0H113L114 2L111 0V1H112V5H110V6L105 5V4H104V6H103V5H102L103 3L100 5L99 3H101L102 0H98V1H97V0H92V1H89V0H79L80 2H79L78 0H76V1H74V0H65V2H64V0H63V1L60 0L62 3H61L59 0H49V1H48V0H44V1H43V0H38V2H36V0H34ZM40 1H42L43 3L40 2ZM46 1L48 2V4H47ZM50 1H51V2L56 1V3L53 2V4H52V3H50ZM93 1H94L95 4L93 3ZM99 1H100V2H99ZM105 1L108 2L107 0H105ZM105 1H103V2L105 3ZM116 1H117V2H116ZM121 1H122V2H121ZM136 1H137V0H135V4L138 3L140 0H139L138 2H136ZM141 1H144V0H141ZM141 1H140V3H142ZM146 1H147V2L150 1L151 4H152V2H153V0H145L144 3H146ZM166 1H167V0H166ZM176 1H178V0H176ZM179 1H182V0H179ZM183 1H184V0H183ZM188 1H189V0H188ZM191 1H192V0H190L189 2H191ZM193 1H194V2L196 1V2H197L196 4L203 2L202 0H199V2H198V0H193ZM57 2H59V4H57ZM76 2H78V3H76ZM83 2H84V3H83ZM85 2H86V3H85ZM87 2H88V4H87ZM91 2H92V4H91ZM118 2H119V5L116 4V3H118ZM131 2H129V3H131ZM157 2L163 4V3H165V0H164L163 2H160V0H157ZM220 2H222V1L220 0ZM8 3H9V4H8ZM12 3H13V4H12ZM15 3H16V4H17V3H18V4L21 3V4H23L24 6L19 4V6H23V8H21V7L18 8V7H17L18 4L16 5ZM32 3H33V4H32ZM41 3L43 4V7L45 6V7H47V8H50V6H52V5L54 6L55 4H57V5H59V6H57V5L54 6L55 9H56V7H57L59 10H62V11H59L58 9H56V10L53 9V10L51 11L50 9H46L45 7H44L43 9H41V8H42L41 5H40ZM49 3L52 4V5L49 6ZM54 3H55V4H54ZM71 3H72V4H71ZM79 3H80V4L82 3V6H84L85 9H84V7L80 6ZM121 3H122V4H121ZM129 3H128V4H129ZM144 3H143L142 5H144ZM26 4H27V6H26ZM29 4H30V5L32 4L33 6L31 5V6H32V7H31V6H29ZM60 4H62L63 6L60 5ZM64 4H65V5H64ZM83 4H85V5H83ZM89 4H90V5H89ZM93 4H94V5H93ZM98 4H99V5H98ZM108 4H110V3L108 2ZM115 4H116V5H115ZM146 4H148V3H146ZM146 4H145V5H146ZM220 4H221V3H218V1H217V4H216V5H217V6H220ZM70 5H71V6H70ZM87 5H89V6L86 7ZM96 5H97V6H96ZM138 5H139V4H138ZM9 6H10V7H9ZM48 6H49V7H48ZM98 6H99V7H98ZM101 6H102V7H101ZM105 6L107 7V10H106ZM111 6H112V7L115 6V7L111 8ZM198 6H199V5H198ZM16 7H17V8H16ZM25 7H27V8H25ZM28 7H29V8L31 7L30 9L32 10L33 13L36 12V13L38 14L37 17H39V16L41 15L40 17H43V18H44V19H43V22H44V23H45V21H48V20L50 19V20H51V24H52V23L54 24V22H55L54 19H55L56 21H57V20H61V21H62L63 19H61V18L64 17V19H66V20H65V24H66V23L69 24V26L67 25L69 28H70L71 25H72V28H71V29H74V27H77V28H75V30H74L76 33H74V31L71 30V32L73 31V34H70V35H69V33H68V32H69V28H68V31H67V26H65L64 23H61V21H60V23H56V22H55V23L58 25L57 28L59 29V31H58L57 33L60 34V35H58V34L55 32V31H56V30H55L56 28L54 29V27H55L54 25H56V24H54V25L52 24V25H51V24L49 23L50 20L48 21L49 24H48V25L46 24V25H44V26H45V27H48V26H49L50 29H52V30H54V31H52V30H48V29H46L45 27L42 28L41 23H40V24L38 23V22H40L42 19H40V21H39V18H38V19H34V20H35V22H34L32 17L35 16V13H34L33 16H30V15H31V14H30L31 11L29 12L30 15L27 14V13H26V12H27L26 10L28 9ZM54 7H53V8H54ZM60 7H61V8H60ZM96 7H97V8H96ZM103 7L105 8L106 11L103 10V9H104ZM3 8H4V9H3ZM20 8H21V9H20ZM86 8H88V9H86ZM90 8H91V9H90ZM93 8H94V10H93ZM101 8H102V9H101ZM110 8H111V9H110ZM122 8H123V7H122ZM199 8H200V6H199V7H196V10H200V9H201V8H200V9H199ZM10 9H11L12 11H11ZM18 9H19V10H18ZM95 9H96V10H95ZM100 9L103 10V11H100ZM108 9H110L109 12H108ZM128 9H129V10H128ZM128 9H127V11L124 10V11H126V12H128V13H124V11H123L124 14H122V11L120 12V14H122V15H120L121 19H122V16L124 17V16H127L128 14H129L130 16L133 15V13H132V14L130 13V12H131V8H128ZM132 9H133L134 11H135V9H136V10L138 9V11H139V10H140V11L142 10V8L139 9L138 7H137V8H132ZM145 9H146V8H145ZM243 9H244V8H243ZM243 9H242V10H243ZM22 10H23V11H22ZM28 10H29V9H28ZM33 10H34V11H33ZM38 10H39V11H38ZM48 10H49L50 12H48ZM72 10H73L74 12H73ZM81 10H82V11H81ZM83 10H84V11H83ZM85 10H89V11L87 12L88 14H89V12H90V10H91L92 13H90V14L92 15L93 19H92L91 16H89V15H87V13H85ZM122 10H123V9H122ZM236 10H238V9H236ZM236 10H235V11H236ZM240 10H241V8H240ZM240 10H239V12H240ZM19 11H20V12H19ZM43 11H45V12L47 11L46 14H45ZM67 11H68V12H67ZM70 11H71V12H70ZM79 11H81V15H82V16H84V15L88 16V17H85V18H84V19H86V20L81 21L82 19H80V17L82 18V16L78 13ZM115 11H116V12H115ZM117 11H118V12H117ZM129 11H130V12H129ZM243 11H244V10H243ZM1 12H2V13H1ZM12 12H14V13H12ZM15 12H16V14H15ZM62 12H63V13H62ZM93 12H95V13H93ZM96 12H97V13H96ZM239 12H238V13H239ZM241 12H242V11H241ZM241 12H240V13H241ZM4 13H5V14H4ZM18 13H21V15H22L21 17H23V19L25 18V17H24L25 14H26V17L29 15V16L26 18L27 23H30L29 21H31V19H32V22H31V23H34V24H37V23H38L40 26H38V24H37L36 27H39L40 30L37 29V31H38L39 33L42 32V34L39 35V33L35 30L36 27L34 26V24H32V25L29 26V24L27 25L26 21H24V22H25V25H24V22H22V18L20 19V17H19V19H17V18H18V15H19ZM42 13H43V14H42ZM48 13H49V14H48ZM59 13H60V14H59ZM84 13H85V14H84ZM99 13H100L101 15H100ZM107 13L110 14V15H109V16H110V17H109L110 19L108 18ZM9 14H10V15H9ZM50 14H51V15H50ZM61 14H63V16H62ZM78 14H79L80 16H78ZM83 14H84V15H83ZM97 14L99 15V17H101L100 19L97 17ZM114 14H113V15H114ZM125 14H126V15H125ZM139 14H140V12L138 13V15H139ZM141 14H142V13H141ZM241 14H244V15H245V13H241ZM241 14H240L239 16H244V15H241ZM246 14H248L247 10H246ZM1 15H2V16H1ZM13 15H14V16H13ZM43 15H44L45 17H44ZM55 15H56V16H55ZM95 15H96V17H95ZM129 15H128V17H130ZM136 15H137V14L135 13V16H136ZM227 15H229V14H227ZM6 16H7V17H6ZM9 16H10V18H8ZM53 16H54V17H53ZM57 16H58V17L61 16V18H56ZM102 16H103V18H102ZM105 16H107V18H104ZM246 16H248V15H246ZM29 17H31V18H29ZM35 17H36V16H35ZM35 17H34V18H35ZM37 17H36V18H37ZM89 17H91V18H89ZM128 17H127V20H128ZM132 17H133V16H132ZM142 17H143V20H144V21H145V19H146L145 22H144V21L141 22L142 18L138 19V17H137L138 20H137V19H136L135 21L133 20V22L130 21V23H127V21L124 20V19L122 20V21H125V22H126L125 24H126V25L128 24V26H130V24H131V28H132V25H133L134 23H136V22L139 23V22H140L139 24L136 23L135 25H133V26H134L133 28H135V29H134V32H131V33H134V34H131V35H134V36H135L136 33H139V31H137V30L139 29V28H138L139 25H140V27L143 26V29H144V30H143V31H144L143 33H144V34H145V31L148 32V29H149V25H148V21H147L148 16L146 17V16H143V14H142ZM45 18H46L47 20H46ZM87 18H88L89 20H88ZM111 18H112V19H111ZM114 18L118 19L117 22H114V21H116V19H114ZM125 18H126V17H125ZM135 18H136V17H135ZM228 18H229V17H228ZM67 19H68V20H67ZM79 19H80V20H79ZM96 19H97V20H96ZM98 19H99V20H98ZM108 19H109L110 21H108ZM121 19H120V20H121ZM133 19H134V17H133ZM19 20H21V21H19ZM24 20H25V19H24ZM28 20H29V21H28ZM44 20H45V21H44ZM77 20H78V21H77ZM93 20H94V22H93ZM111 20H113V21L111 22ZM139 20H140V21H139ZM1 21H2V20H1ZM8 21H9V20H8ZM68 21H69V22H68ZM75 21H76L77 23H75ZM87 21L89 22L90 25L88 24ZM91 21H92V22H91ZM95 21H97V24L99 23V25H103V26H102V27H103V30H100V29H101V26L98 27V25H95V24H96ZM98 21H99V22H98ZM103 21H104L105 23H104ZM106 21H108V22H106ZM13 22H15V24H16V23L19 24V26L16 25V27L18 26V27H17L18 30H17L16 27H12V26H11V25L13 24ZM71 22H72V24H71ZM80 22H81V24H80ZM82 22H83V25H82ZM84 22H85V23L87 22L86 24L89 25V26L86 27L87 25H85V28L82 29V26L84 27ZM101 22H102V23H101ZM110 22H111L112 25H115V26H113V27L110 26ZM185 22H186V21H185ZM22 23H23L24 26H27L26 29L21 25ZM91 23H93V24H91ZM115 23H116V24H115ZM132 23H133V24H132ZM146 23H147L148 26H147V25L145 26ZM178 23H179V22H178ZM231 23H232V22H231ZM42 24H43V23H42ZM106 24H108V26H110V27H107ZM117 24H118V25H117ZM176 24H177V23H176ZM179 24H180V23H179ZM179 24L176 26V29H177L176 31H177V32H178V30L180 29V28L178 29L177 27L180 26V25H181V26L183 25L182 22H181L180 25H179ZM185 24H186V23H185ZM255 24H256V23H255ZM255 24H254V26H256ZM257 24H258V23H257ZM20 25H21L22 28L20 27ZM50 25H51V26H50ZM59 25H60V26H59ZM76 25H77V26H76ZM92 25H93V26H92ZM105 25H106V26H105ZM116 25H117L118 27H117ZM119 25H120V26H119ZM126 25H125L124 27L127 28ZM137 25H138V26H137ZM231 25H233V24H229L228 27H230ZM243 25H245V23H244ZM243 25H242V28L244 27ZM247 25H248V24H247ZM251 25H253V24H251ZM14 26H15V25H14ZM33 26H34V28H32ZM53 26H54V27H53ZM62 26H63V27H62ZM78 26H79L80 30H79ZM80 26H81V27H80ZM94 26H95V28H94ZM104 26H105V27H104ZM136 26H137V27H136ZM181 26H180V27H181ZM184 26H185V25H184ZM226 26H227V25H226ZM258 26H260V25L258 24L257 27H258ZM19 27H20V29H19ZM28 27H30V28H32V29L29 30ZM65 27H66V28H65ZM89 27H90V28H89ZM144 27H146V30H145ZM231 27H232V26H231ZM10 28H11L12 30H11ZM13 28H14V29H13ZM23 28H24V29H23ZM27 28H28V31H29L31 34L28 33V32H26V31H27ZM41 28H42V29L45 28V30H42ZM60 28H61V29H60ZM87 28H89V29H87ZM96 28H97V30H96ZM99 28H100V29H99ZM107 28L110 29L109 32H108V29H107ZM129 28H130V27H129ZM129 28H128V29H129ZM131 28H130L129 30H131ZM147 28H148V29H147ZM204 28H205V27H204ZM233 28H235V27L233 26L232 29H233ZM252 28H253V27H252ZM21 29H23L22 32L24 31V32H26V34L28 33V34H30L31 36H32V34H33L34 37H36L37 35H39V36H37L36 40H35L34 38H33V40H32V37L29 36L30 39H31V40H30L31 43H32L33 41H35L36 44H37L36 41L40 42V43H38V44H40V45H38V44H37L38 46L36 45L37 48H38V47L40 48V46H41L42 43H43V44H46V46H48V45L50 44V47L48 46V48H50V49H51V47H53V46H52L53 43H54V45H56V44L59 45L58 48L53 47L52 51H50V52L52 53V55H51L50 52H48V50L46 51L47 53H49V54L51 55V56H49V57H50V59H51L52 61H51L50 59H48V57L46 58V57H45L46 55L44 56V54L41 56V54L43 53V51H45V50L47 49V47H46L45 45L42 46V47L44 48V49H42V50H41V49H35V51L38 50V51H37L38 53L41 51V54H39V55H38L35 51H33V54H31L32 52H29V51H28V52H27L28 55H26V54H25V56L23 55V54L25 53V52H24V53L22 52V51H23V48H24L25 50H26V48H25V46L21 47V45H20V42H21V41L19 42V39L22 38V40H25V41H23V42H27V41H28V43H29V37H28V34L25 36V35H24V34H25L24 32H23V34H21ZM33 29H34V30H33ZM104 29H107L106 31H107L108 34L106 33V31H105ZM123 29H124V28H123ZM123 29H122V30H123ZM141 29H142V28H141ZM141 29H139V30H140V33H141ZM182 29H183V28L181 27V30H182ZM205 29H206V30H204V31H205L204 33L207 34V32H208L210 29L208 30L207 27H206ZM230 29H231V28H230ZM232 29H231L230 31H232ZM243 29H244V28H243ZM261 29H262V28H261ZM7 30H8L9 32H8ZM10 30H11V31H10ZM16 30H17V36L15 35V34H16ZM25 30H26V31H25ZM46 30H47V32H46ZM64 30H65V31H64ZM76 30H77V31H76ZM78 30H79V32H78ZM81 30H82L81 33L85 34V36H87V32H88L89 35H91V33H92L93 35H91V36H94V35L98 32V30H100V32L102 31L103 34L106 33V35H107L108 38H107V37H104V35H101V34H100V36H103L104 39H102V38L99 39V38L97 37V34H96V37H93L92 40L90 39V42H89V40H87V41H88V45H86L87 42H85L86 39H87L88 37H87L86 39H84V38L82 37V41H83V42H80V41H79V43L75 45V43H77L76 40L79 39V38L81 37V36H79V35L81 34V33H80ZM83 30H84V32H83ZM86 30H87V31H86ZM95 30H96V31H95ZM114 30H116V31H114ZM122 30H121V33H123V31H124V30H123V31H122ZM207 30H208V31H207ZM211 30H212V29H211ZM226 30H228V29H226ZM6 31H7V32H6ZM19 31H20V32H19ZM32 31H34V32H32ZM49 31H50V33H49ZM60 31H61L62 33H61ZM89 31H90V32H89ZM126 31H127V30H126ZM135 31H137V32H135ZM179 31H180V30H179ZM195 31H196V30H195ZM199 31H200V30H199ZM228 31H229V30H228ZM18 32L20 33V36H22V37H19V38H18ZM36 32H37V34H35ZM100 32H99V33H100ZM102 32H101V33H102ZM110 32H111V33H110ZM147 32H146V35H144V37L147 36V35L150 36V34H151V33H150V30H149L148 34H147ZM196 32H197V31H196ZM196 32H194V33H196ZM262 32H264L263 29H262ZM12 33H13V35H12ZM53 33H56L57 36L54 37V36H53V35H54ZM78 33H80V34H78ZM94 33H95V34H94ZM124 33H125V32H124ZM127 33H128V32H127ZM127 33H125V34H127ZM129 33H130V32H129ZM129 33H128L127 36L125 37V39H126L125 41H129V38H130L131 41H132V37L134 38V36L129 35ZM143 33H141V35H142ZM149 33H150V34H149ZM204 33H203V34H204ZM211 33H212V34H211ZM259 33H261V32H259ZM49 34H50V35H49ZM61 34H63V35L61 36ZM75 34H78L79 37L76 38L77 35L75 36ZM83 34H82V35H83ZM192 34H193V33H192ZM205 34H204V35H205ZM71 35H72V36H71ZM137 35H138V34H137ZM181 35H182V34H181ZM213 35L215 36V33H214L213 30H212V31L210 32V36H211V37L209 36V38H212V39H208V35H206L207 37L205 36V38H206V39H205V42H207V44L205 45V42H202V43H200V44H201L202 46H203V44H204L205 47L207 46L206 49H209L211 46L208 47V43L210 42L209 45H210V44H214V42H216V41L218 40V45L215 43V44H216V47H215V48H217V47H219V46H222V47H220V48L223 49V48L227 47L228 42L231 41L230 38H229V37H230V35H229L228 38H229L230 41H228V38H227L226 40H224L225 42H221V44H220V41H221V40H219V38H216L217 36H215V39H214V38H213V37H214ZM67 36H68V37H67ZM74 36H75V37H74ZM85 36H84V37H85ZM98 36H99V35H98ZM109 36L112 37L113 39H115V40H114V44H113V39L110 40V39H109V38H110ZM130 36H131V37H130ZM138 36H139L138 38H140V35H138ZM2 37H3V38H2ZM24 37H25V38H24ZM38 37H39V38H38ZM49 37H50L51 40L49 39ZM51 37H52V38H51ZM57 37H58L59 39H57ZM121 37H119V38H121ZM127 37H128V40H127ZM136 37H137V36H136ZM144 37L141 38V39H144ZM26 38H28V39H26ZM74 38H75V39H74ZM89 38H90V36H89ZM94 38H96V39H94ZM105 38L108 39L109 41H106ZM145 38H147V37H145ZM148 38H149V40H150V37H148ZM148 38L146 39V41L148 40ZM261 38H263V37H261ZM261 38H260V40H259V39H258V40L255 39V40H257V42L259 41L258 43H260V42H262V39H261ZM63 39H64V40H63ZM200 39H201V37H200ZM213 39H214V41L211 42L210 40H213ZM220 39H221V38H220ZM72 40H74L75 42H73ZM79 40H81V39H79ZM93 40H94V41H101V42H102V40H103V41L105 40V42H104L105 44H106V43H107V44H108V43L110 44L111 42H112V43H111L110 45H109V44H108V45H105V47H104V49H103L102 46H101L102 48H99V47H97L96 45H94V43H91ZM121 40H122V39H121ZM139 40H140V39H139ZM149 40H148V41H149ZM197 40H199V38H198ZM207 40H208V41H207ZM16 41H17V44L15 43ZM58 41H59V42H58ZM123 41H124V40H123ZM134 41H136V40L133 39V42H134ZM142 41H144V40H141V42H142ZM202 41H204V39H203ZM246 41H247V42H244V40L241 41V42H244L243 44H241V43L239 44V43H238V44H239V47H237L238 44H234V45H236L237 48H240V46H241V49H239V52H238V49H237V48H230V46H228L230 49L227 47L229 50H228V49H225V53H224V51L221 50L220 48L215 49V52H213L214 47H212V48H213V49H211V50H212V53H211V50H210V51L205 50L206 52L204 51V52H205L204 56H205V55H206L207 57L209 56V57H210V62H212V63L214 64V63H215V60H216L217 58H219L220 55H221V56H226L227 54H230L229 52L233 49V51H232L231 53L238 54V56H240V58H242V59L239 58L241 61H242V60H243V61L246 60L245 62H241V61L238 59V56H236L237 58H236V57H231V60H232V61H233L234 58H236V59H238V60L240 61V62H239L238 60H236V61H235V66L237 65L236 62H238V63H239L238 67L240 66L241 68H243L244 66H246L245 68H247V69L244 68V69H245L244 71H246L245 73H244V72H241V70H240L241 68H240V67H239V69H238V68L235 69V72L237 71V69H238V71L240 70L241 73L238 72V71H237L236 73H237V74L239 73V74H238L239 77H242V78L244 77L243 79H242V78H239V79H238V77H237L238 75H237V74H236L237 76H236V75L234 76V77H236L238 80H240V79L243 80L242 82H244V84H242V85H243L245 88H244V87H243V89L241 88V83H240L241 81L235 83V81H237V79H235V81H234V79H233V77H232V76L234 75V74H233L234 72H232V71L234 70L235 66H233L234 68L232 67V68H231L232 70H230V71L232 72L233 75L231 76L230 80H228V81L231 82V79H233L232 82L234 81V83H235L236 85H237V84H238V85L240 84L239 86H236V87H238L237 90H239V88H240V90H245L246 88H248V87L251 86L252 84H254V85H252V88H253V89L257 88V89L261 90L262 88H261L260 85H261V83L263 84L262 80L264 79V74H261V73L259 74V72L261 71L262 73H264V66H263V67L261 66V65H263V63H264V59H263V58H264V50H263V49H264V48H263V47H264V42L261 43L260 45H259V44L256 45L257 47H255V48H254V47H249V49L251 48L250 50H252V48L255 49V50L253 49L252 52L250 51L251 53L255 52L256 50H259V52L257 53V51H256V53H257L258 55H259V53H260V55H261V53L263 52V56H259V57H262V58H261V61H259L260 58L258 57V55H257V58H256V56H254V58H253V57L250 56V54H249V56L251 57L250 59L246 56V55H248V53H249L248 51H249V50H248L247 47H244V46H245V45H249V44H250V43H249L250 40H249V41L246 40ZM23 42H21V43H23ZM51 42H53V43H51ZM101 42H99V43H101ZM137 42H138V43H141L140 41H137ZM144 42H145V41H144ZM144 42H142V43H144ZM179 42H180V41H179ZM182 42H183V43H182ZM251 42L254 43V44H255V43L257 44V42H253V40H252ZM35 43L33 42V43L31 44V45H32L31 47H30V45L28 46V45L26 44V47L28 46V47L31 49L33 46H35V45H34ZM60 43H61V44H60ZM83 43H84V44H83ZM99 43H98V44H99ZM104 43H102V44H104ZM115 43H116V44L118 43V45H116ZM127 43H128V42H127ZM145 43H146V42H145ZM147 43H148V42H147ZM232 43H234V42L232 41ZM232 43H231V44H232ZM7 44H8V45H7ZM79 44H80V45L83 44V46L80 47ZM112 44H113V46H112ZM195 44H196V45H195ZM231 44H230V45H231ZM254 44H252L251 46H253ZM6 45H7V46H6ZM12 45H13V46H12ZM57 45H56V46H57ZM73 45H74V46H73ZM89 45L93 46V47L91 48V50H90V47H91V46L89 47ZM261 45H262V46H261ZM36 46H35V48H36ZM98 46H99V45H98ZM106 46H107V47L110 46L109 48H111L112 50H109V51H108V50L106 49V48H107ZM258 46H261V47L258 48ZM14 47H15V49H17L16 52H15ZM45 47H46V48H45ZM60 47H61V48H60ZM76 47H77V48H76ZM79 47H80V48H79ZM82 47H83V48H82ZM96 47H97V48H96ZM130 47H131V48H130ZM186 47H187V46H186ZM203 47H204V46H203ZM203 47H202V48H203ZM205 47H204V48H205ZM231 47H234L233 44L231 45ZM117 48H116V52L118 51ZM195 48H196V47H195ZM202 48H201V49H202ZM242 48L245 49L244 51H246V48H247V52H248V53L242 51ZM19 49H20V50H19ZM30 49L27 48V50H30ZM33 49H34V48H33ZM50 49H49V50H50ZM82 49H83L84 51H83ZM87 49L89 50L88 53H91V54H88V55L86 54V56H88V57H85V55H84V58H83V55H82L81 53H84L85 51H86V53H87ZM96 49H97L98 53H97V51H95ZM175 49H174V50H175ZM186 49H188V47H187ZM219 49H220V50H219ZM11 50H12V51H11ZM13 50H14V52H13ZM27 50H26V51H27ZM104 50H105V51H104ZM176 50H175V51H176ZM191 50H189V51H191ZM216 50H219L218 52H219V53L221 52V53L219 54ZM226 50H227V51H226ZM261 50H262V51H261ZM30 51H31V50H30ZM56 51L59 53L60 58H58L56 55L53 56V52L55 53ZM73 51H74V52H73ZM76 51H77V52H76ZM82 51H83V52H82ZM92 51H94V52H92ZM138 51H140L139 54L137 53ZM202 51H203V50H202ZM235 51H236V52H235ZM12 52H13V53H12ZM17 52H18V53H17ZM111 52H112V54H111ZM120 52H121V51H120ZM227 52H228V53H227ZM240 52H241V54H242L244 57H246V58L249 59V60L247 61L246 58H245V60H244V57H241ZM14 53H16V54H14ZM21 53H23V54H21ZM34 53L36 54V56H34ZM75 53H78L79 56L77 57V55H76ZM93 53H94V54H93ZM106 53H107V54L109 53V54L107 55ZM202 53H203V52H202ZM213 53H214V55H213ZM222 53H223V55H222ZM226 53H227V54H226ZM244 53H245V54L247 53V54L245 55ZM256 53H253V54H251V55H254V54L256 55ZM45 54H46V53H45ZM49 54H47V55H49ZM70 54H71V55H70ZM73 54H74V55H73ZM80 54H81V55H80ZM104 54H105V55H104ZM128 54H129V53H128ZM146 54H148V58H149V59H151V58L153 59V57H149V55H150L149 52L146 53ZM194 54H193V55H194ZM216 54H218L219 56H218V55H217L218 57L215 56ZM1 55H2V56H1ZM8 55H9V57H8ZM16 55H17L18 57H16ZM65 55H66V56H65ZM90 55H91V56H90ZM95 55H96V56H95ZM142 55H143V56H142ZM174 55H173V57H174ZM195 55H194V57H196ZM199 55H200V53H199ZM199 55H198V57H199ZM212 55L215 56V60H213V59H214V58H213L212 61H211V58L213 57ZM28 56H29V57L31 56V58H28ZM69 56H70V57H69ZM73 56H74V57H73ZM80 56H81V57H80ZM97 56H98L99 58H98ZM103 56H104V58H102ZM105 56H109V59L114 60V61L110 60V62H114L113 64H115V65L117 64L118 66H117V67H116V66L112 67L113 64H112V63L110 64V62L107 63V60L109 61V59H108V57H106V58H107V59H106ZM113 56H115V58H114ZM119 56H120V57H119ZM189 56H190V57H189ZM211 56H212V57H211ZM233 56H234V55H233ZM1 57H2V58H1ZM23 57H24V59H23ZM34 57H35V58H34ZM43 57H45V58H43ZM66 57H69V59L67 58V59H68V62H69L70 60L72 61V58H71V57H73V59H74V58H78V59H79V57H80L79 61H80L81 58H82V61H80L81 63L83 62V59H84L85 62L87 61L86 63H83V66L80 65V66H79L80 68L78 67V69H77V68H74V70H72V71H74V73L72 72L73 74H78V73H79V75L76 77V79L74 78L76 75L74 76L73 74H71V72H70V71H71L70 68L72 67V66H71L72 63H75V62H77L78 60H77V61H74V60H75V59H74V60H73L74 62L72 61L71 64H69L67 61H66V62H62L63 60H66V59H65ZM110 57H111V58H110ZM161 57H162V58H161ZM173 57H172V58H173ZM188 57H189V58H188ZM198 57H197V58H198ZM201 57H202V56H201ZM216 57H217V58H216ZM227 57H228V55H227ZM227 57H226V58H227ZM13 58H15V60H13ZM17 58H18V59H17ZM32 58H34V59H33V62H34V61L36 62V63H35V62L33 63L34 65H32V63L30 62V61H32V60H31ZM56 58H57V59H56ZM90 58H91V59H90ZM100 58H101V59H100ZM118 58H119V59H118ZM156 58H154L153 60H155ZM186 58H188V59H187L188 64L186 63V60L181 61L182 59H186ZM204 58H205V57H204ZM220 58L222 59L221 62H220ZM220 58H219V60H216V61H217L216 63H219V62H220V64H222L223 60L226 59L225 57H223L224 59H223L222 57H220ZM232 58H233V59H232ZM258 58H259V59H258ZM47 59H48L49 61H48ZM55 59L58 60V61L55 62ZM59 59H60L61 62H62L61 64L58 63V62H60ZM88 59L91 60V61H89ZM105 59H106V60H105ZM115 59H116V60H119V61L122 60V62L120 61L121 63H119V61H118V63H119L120 65H119L118 63H116L117 61H116ZM128 59H129L130 62L127 61ZM136 59L139 60V61H135ZM168 59H169L170 62L172 61L171 63H174V64H172V65H171V64H168V62H169ZM199 59H200V58H199ZM199 59H197V61H200ZM207 59H208V58H207ZM207 59H206V60H207ZM228 59H229V57H228ZM257 59H258V60H257ZM24 60H26V61H24ZM28 60H30V61H28ZM46 60H47V61H46ZM93 60H94V61H97V60H98V61H97V62H94L95 64L93 63V65H91L92 62H93ZM174 60H175V59H174ZM203 60H204V59H202V61H203ZM251 60H252V61H251ZM88 61H89V63H88ZM104 61H105V62H104ZM207 61H208V60H207ZM218 61H219V62H218ZM226 61H227V60H226ZM226 61H224V62H226ZM228 61H230V59H229ZM250 61H251V63H248V62H250ZM253 61H254V62L256 61L255 63H257V64L254 65L255 63H253ZM258 61H259V63H258ZM39 62H40V63H39ZM98 62L101 63V64H99ZM132 62H133V63H132ZM138 62H139V63H138ZM140 62H142V63H140ZM153 62H154V61H153ZM200 62H201V61H200ZM204 62H206V61H204ZM204 62H203V63H204ZM208 62H209V61H208ZM208 62H207V63H208ZM210 62H209L208 64H210ZM230 62H231V61H230ZM230 62H229V63H230ZM261 62H263V63H261ZM30 63H31V64H30ZM37 63H39V64H37ZM47 63H48V64H47ZM63 63H64V64H63ZM78 63H79V62H78ZM97 63H98V66L96 65ZM163 63H164V64H163ZM183 63H186V65H187L188 67H186V65L183 64ZM195 63H196V61H195ZM195 63H194V65H195ZM212 63H211L210 65H212ZM216 63H215V64H216ZM229 63L227 64V66L229 65ZM243 63H244V64H243ZM246 63H247V64H246ZM252 63H253V65H252ZM260 63H261V64H260ZM17 64H18V66H17ZM35 64H36L37 67H38V65H39V69L37 68L36 73H35V71L32 69V68L35 66ZM56 64H57V65H56ZM103 64H104V66H103ZM137 64H136V65H137ZM196 64H198V62H197ZM199 64H200V63H199ZM208 64H206V63H205V64H202V68L204 67V68L201 70L202 72H204V69H205V66H204V65H206V66L208 67ZM230 64H232V63H230ZM240 64H241V65H240ZM248 64H250L249 67H248ZM41 65H42V66H41ZM88 65H89V67H88ZM110 65H111V66H110ZM140 65H141V66H140ZM165 65H166V66H165ZM216 65H217V64H216ZM216 65H215V66H216ZM218 65H219V64H218ZM223 65H224V64H223ZM257 65H260V67H262V68L258 67L260 71L258 70V68L252 67V66H257ZM32 66H33V67H32ZM36 66H35V68H36ZM50 66H52V67H50ZM59 66H60V67H59ZM73 66H74V64H73ZM77 66H78V65H76V67H77ZM81 66H82V68H83V67H86V70H91V71H89V73L91 72L92 74H91V73H90V74H91L92 76H96V75H97L98 77L95 78V77H92L91 75L88 76L89 74L87 75V74H85V73L83 72V69L81 70ZM90 66H94V67H90ZM102 66H103V67H102ZM109 66L112 67L113 69H112V68L109 69ZM123 66H124V67H123ZM143 66H144V65H143ZM155 66H154V67H155ZM229 66H230V65H229ZM30 67H31V68H30ZM105 67H106V68H105ZM115 67H116V68H115ZM120 67H122L121 69H123V71H122L121 69L119 70ZM128 67H130V69L132 68L130 71H132V70H133V71L135 70V71H134V72H129ZM168 67H169V68H168ZM195 67H197V66H195ZM200 67H201V66H200ZM207 67H206V68H207ZM217 67H218V66H217ZM220 67H221V66H220ZM225 67H226V66H225ZM236 67H237V66H236ZM135 68L137 69L136 66H135ZM176 68H177V67H176ZM183 68H182V69H183ZM189 68H190V67H189ZM192 68H194V67H191L190 69H192ZM198 68H199V66H198ZM198 68H197V71H200V69H198ZM209 68H210V66H209ZM71 69H72V68H71ZM92 69H93V70L95 69V72H94ZM114 69H115V70H118L121 76L119 75V73H118L117 71H114ZM125 69H127V70H125ZM163 69H162V72H164L163 74H164L165 76H167V72L165 73V71H163ZM178 69L180 70V68H178ZM190 69H187V71L191 72L192 70H190ZM207 69H208V68H207ZM211 69H213V68H211ZM211 69H209V70L211 71ZM224 69H225V71H226V68H224V66H223L220 70H222V72H223ZM250 69H251V70H250ZM254 69H256V70H258V71H254ZM174 70H175V69H174ZM183 70H184V69H183ZM195 70H196V69H194V71H195ZM213 70H214V71H213ZM213 70H212L213 73L211 72V74H210L211 76H210L208 79H211V80H213V83H214V82L216 83V81H214L215 79H213V78H215L216 76H219V75H220V74H219L220 71L218 70L219 72H218V73H215L216 70H217V68H216V69L214 68ZM227 70H229V69L227 68ZM248 70H249V71H248ZM252 70H253V71H252ZM4 71H5V72H4ZM66 71H69V72H70L69 75H67ZM81 71H82V72H81ZM96 71H97V72H96ZM126 71H127L128 73H127ZM177 71H178V70H176V71H174V72L176 73ZM180 71H181V70H180ZM180 71H178L177 74H179ZM187 71H186V70L183 71V72H184L183 74H184V75L188 74ZM210 71H209V72H210ZM230 71H229V72H230ZM113 72H114L115 74L117 73V74H118L117 76H118V77H121V78H117V79H116L117 76H116V77L113 76ZM155 72H156V71H155ZM174 72H172V73H174ZM186 72H187V73H186ZM202 72H200V73H202ZM222 72H221V73H222ZM247 72H249V73H247ZM252 72H253V73H254V72H255V73L258 72L257 74L260 75V76L258 75V76H259V79L257 78V77H258L257 74H254V76H252V75H253ZM61 73H63V74L65 73V76L62 75ZM87 73H88V72H87ZM94 73H95V74H94ZM125 73H126L127 75L130 73V76L135 75V74H138V76L136 75L137 77H135L134 79H133L134 76L128 78V76H126ZM133 73H134V74H133ZM157 73H156L155 75H157ZM185 73H186V74H185ZM191 73H192V72H191ZM191 73H190V74H191ZM193 73H194V72H193ZM196 73H197V72H196ZM206 73L209 74L208 71H206ZM206 73H205V75H206ZM223 73H224L223 75H225V76H223V78L227 77L226 74H225V72H223ZM226 73H228V72H226ZM242 73H244L245 75H244V74L242 75ZM100 74H102V76H101ZM105 74H107V75L105 76ZM131 74H132V75H131ZM142 74H143L144 76H143ZM151 74H152V75H151ZM159 74H160V73H159ZM159 74H158L157 76H158V77L160 76V79H162L161 75H159ZM161 74H162V73H161ZM181 74H182V72H181ZM217 74H218V75H217ZM240 74H241L242 76H240ZM246 74H249V76L251 75V76H250L251 78L248 77V75H246ZM61 75H62V76H61ZM70 75H71V76H70ZM99 75H100V77H99ZM164 75H162V76H163V80H164L165 82H166L167 80H169V82H172V81H173V84H174V80H173V79H170V78H172L171 75H174V74H171V75L167 76L166 78H168V79H166V80L164 79ZM175 75H176V74H175ZM175 75H174V76H175ZM179 75H180V74H179ZM184 75H181L182 78H180L179 80H177L179 77H178V78H177V77L174 78V76H173V78L176 79L175 82H177V85L179 86V87H178V86L176 87L177 89H176V88H174V89H176L175 91H177V92H178V90H179V93H180V92H183L184 90H187V87L189 88V85H190L189 83H192V82L194 83V80L192 81V80L190 79V77L188 76L189 74H188L187 76H188V78H189L190 80H189L187 77L184 78V77H185ZM194 75H195V74H194ZM197 75H199V73H198ZM197 75H196V76H197ZM202 75H204V73H202ZM221 75H222V74H221ZM221 75H220V76H221ZM230 75H231V74L229 73V77H230ZM262 75H263V76H262ZM82 76H84V77H82ZM104 76H105V77H104ZM110 76H111V75H110ZM125 76H126V77H125ZM148 76H147V77H148ZM150 76H151V77H150ZM183 76H184V77H183ZM190 76L192 77V75H190ZM212 76H215V77H212ZM220 76H219V78L216 77V79H219V81L221 82V81L223 80V78H221ZM246 76H247V78H249L248 81H246V80H247V79L245 78ZM255 76H256V77H255ZM86 77L88 78V80H87ZM91 77H92V78H91ZM101 77H102V78H101ZM155 77H156V76H155ZM194 77H195V76H194ZM197 77H198V82L200 81V82L202 83V81H203V82L206 84L207 79H206V81H205V79L202 80L203 77H202V78H200L199 76H197ZM211 77H212V78H211ZM262 77H263V78H262ZM93 78L96 79V80H93V81H95L96 83L92 81ZM104 78H105V80H104ZM140 78H141V77H140ZM140 78H139L140 81H138L139 84H141L140 82L143 81V79L141 78V79H142V80H141ZM183 78H184V79H183ZM227 78H228V77H227ZM254 78H255L256 80H254ZM62 79H63V80H62ZM123 79H125V80H123ZM228 79H229V78H228ZM252 79H253V80H252ZM98 80L101 81V82L104 80V82H102V84H101V83H98V82H99ZM134 80H137V81H134ZM157 80H158V81H156V82H161V86H162V87L164 86V87L162 88V87L160 86V83H158L159 85L157 84L154 88H152V90H153V89H154V90H157L158 87L160 86V87H159V90H161V89L163 90V89L165 88L164 90H166V91H172V90L169 88V87H171L170 85H168L169 82L166 84L164 81L159 80L158 78H157ZM171 80H172V81H171ZM226 80H227V79L225 78V81H226ZM244 80H245V81H244ZM251 80H252L253 82H252ZM257 80H260V81H257ZM70 81H71L72 83H71ZM85 81H86V82H85ZM88 81H89V82H88ZM116 81H117V82H116ZM146 81H145V85H147V84H146V83H147ZM179 81H180L181 83H180ZM186 81H187V83H186ZM191 81H192V82H191ZM223 81H224V80H223ZM223 81H222V82H223ZM249 81H250V82H249ZM52 82H53V84H52ZM92 82H93V86H94V83H95V85H96L95 88L91 85ZM188 82H189V83H188ZM196 82H197V80H196ZM196 82H195L194 84H197V83H198V82H197V83H196ZM200 82H199V83H200ZM211 82H212V81L209 80V83H210V84L207 83L206 85H204V83H203L202 85H201V84H199V85H198V84H197V85H194V84L192 83V84L194 85V87L191 85V88H190L189 90H191L192 92H196V95H195L194 99H199V98H201L200 95H201L202 93H203V94H206L204 91H206L207 88H210V89H211V88H215V87H216L217 91H216V89H215V91H213V89L211 90V92L213 91L214 93H215V92L220 93V92H222L223 90L219 92L218 89L221 90V89L224 88V91H223V93H224V92H226V91H225V90H226V86H228V84H229V82H228L227 85H225V87H224L223 84H222V82H221V88H218V85H220V83H219V84H216V85H217V86H216L215 84L213 85ZM226 82H227V81H226ZM226 82H225V83H226ZM248 82H249V83H248ZM50 83H51V84H50ZM85 83H86V84H85ZM113 83H114V84H113ZM138 83H137V85H138ZM162 83H163V84H162ZM217 83H218V82H217ZM234 83H233V84H234ZM245 83H246V84H245ZM247 83H248L249 85H248ZM40 84H45V85H44L45 87L43 86V88H45L44 90L42 89V86H41ZM47 84H48V85H47ZM61 84H62V86H61ZM74 84H75V85H74ZM76 84H79V85H77L79 89L75 87ZM97 84H98V85H97ZM143 84H144V82H143ZM175 84H176V83H175ZM235 84H234V85H235ZM255 84H256L257 87H255ZM259 84H260V85H259ZM53 85H54V86H53ZM66 85H67V86H66ZM73 85H74V86H73ZM90 85H91V86H90ZM110 85H111V86H110ZM145 85H144V86H145ZM148 85H150V84H148ZM166 85H168V87H165ZM185 85H186V86H185ZM200 85H201V86L204 85V86L207 87V88L205 89V87H203V89H205V90L203 91V89H202V87H201V89H202L203 92H201V91L199 92V90H201V89H200ZM230 85H231V84H229V88H231V87H232V88L235 87V86H232V85H231V87H230ZM258 85H259V86H258ZM51 86L53 87V89H52ZM79 86H81V87H79ZM86 86H88V87H86ZM98 86H99V87H98ZM100 86H101V87H100ZM104 86H105V85H104ZM182 86H183V87H182ZM213 86H214V87H213ZM46 87H47L48 89H46ZM112 87H113V88H112ZM136 87H138V88H136ZM180 87H181V88H180ZM192 87L195 89V91L192 89ZM219 87H220V86H219ZM222 87H223V88H222ZM40 88H41L42 90H41ZM71 88H70L69 90L72 91V92H74L73 90H71ZM75 88L78 89V90H76ZM80 88H82V89L84 88V90H82L83 92L80 91V90H81ZM150 88H151V87H150ZM150 88H149L148 90H151ZM156 88H157V89H156ZM160 88H161V89H160ZM172 88H173V86H172ZM185 88H186V89H185ZM227 88H228V87H227ZM229 88H228V90H229ZM232 88H231V89H232ZM250 88H251V87H249V89H250ZM252 88H251V89H252ZM260 88H261V89H260ZM23 89L26 90L25 92L27 93V97L25 96V93L22 92ZM62 89H63V90H62ZM94 89H95V90H94ZM101 89H100V91H99V90H97V91H99V93L102 94L103 99H102V96H99V95H98L99 93H98L96 96H92V97H93V98H92V97L90 96L91 93L89 92V93H90V95H89L90 97H89V96H87V97H89V98H91V99H93V100H96V102H98L97 100H99V102H100V101H102V102L104 101L105 104H103V106H101V108H103L104 106H105V108H108L109 105H110V107H114L115 104H116L115 101H118L117 96H116L115 94L111 93V92L109 93V91L107 92V89H104V90H103L104 93H105V94H104V93L101 91ZM174 89H173V90H174ZM182 89H183V91H182ZM198 89H199V90H198ZM11 90H12V92H13V94H12V95H13V100H12V101H11V100H8V98H10V97H8V96H9V92H11ZM39 90H41V91H39ZM232 90H234V89H232ZM246 90H247V89H246ZM255 90H256V89H255ZM30 91H32V93H31ZM86 91H87V92H86ZM234 91H236V88H235ZM234 91H233V92H234ZM72 92H71V94H70L71 96H73V97L77 96V97H75V98H79L78 96H80V95H77L75 92H74L73 95H72ZM84 92H85V94H84ZM184 92H185V91H184ZM184 92H183V93H184ZM187 92H190V91H187ZM229 92H230V91H229ZM21 93H22V94H21ZM107 93H109L110 96H109V94L107 95ZM207 93H208V95L211 94L210 92H208V90H207ZM48 94H50V95H48ZM64 94H66V93H64ZM64 94H63V96H62L61 94H60V95L55 94V95H56L55 97H59V96H60V98H62V97L64 98V97H67L69 93L66 94L67 96L64 95ZM112 94H113V95H112ZM212 94H213V93H212ZM215 94H216V93H215ZM12 95H11V96H12ZM85 95H86V96H85ZM94 95H95V94H94ZM104 95H105V96H104ZM114 95H115V97H114ZM217 95H221V94H217ZM203 96H204V95H203ZM205 96L207 97V95H205ZM205 96H204V97H205ZM209 96H210V95H209ZM40 97H41V98H40ZM68 97H69V96H68ZM81 97H82V96H81ZM84 97H83V98H84ZM94 97H95V98H94ZM100 97H101V98H100ZM104 97H105V98H104ZM107 97H108V98H107ZM112 97H113V98H112ZM89 98H88V99H89ZM96 98H97V99H96ZM111 98H112V101H111ZM119 98H120V97H119ZM37 99H38V100H37ZM70 99H71V98H70ZM79 99H80V98H79ZM85 99H86V98H85ZM100 99H101V100H100ZM106 99H108V100H106ZM114 99H115V100H114ZM146 100H147V101H151V95H148V96L146 97ZM202 100H203V99H202ZM37 101H39L38 104H37ZM78 101H80V100H78ZM90 101H91V100H90ZM107 101H110L111 103H110V102H107ZM32 102L34 103V105H33ZM40 102H41V103H40ZM80 102H83V100L80 101ZM80 102H79V103H80ZM91 102H93V103H91V106H90L89 100H88V101L86 100V102L82 103L81 106H82L83 104H84V106H85V104H86V105H87V108L90 109V107H93V106H94V102H95V101H91ZM104 102H103V103H104ZM106 102H107V103H106ZM112 102H113L114 104H112ZM30 103H31V104H30ZM68 103H70V106H71V103H72L71 100L68 101L66 104L68 105ZM77 103H78V102H77ZM100 103H101V102H100ZM100 103H97V104H98V105H102V103H101V104H100ZM28 104H29V105H28ZM48 104H49V103H48ZM50 104H51V105H55L56 103H55V104H54V103H50ZM58 104H59V103H58ZM62 104H63V103H62ZM62 104H59V105H62ZM72 104H73V103H72ZM75 104H76V103H75ZM95 104H96V103H95ZM106 104H107V106H106ZM200 104H202V102L200 103V101H199V105H200ZM56 105H57V104H56ZM78 105H79V104H78ZM98 105H97V106H98ZM197 105H198V103L195 104V105H189L190 107H192V109H189V110L191 111V113L193 112L192 114H194V113L197 111V109H198L197 113H199L200 108L202 109L201 111H203V109L205 108L204 105H202L204 108H202V106H199V105H198V107H197ZM30 106H31V107H30ZM72 106H73V105H72ZM84 106H83V108H84ZM183 106L185 107V105L183 104L179 109H177L178 113H182V114H183V112L185 113V108H184ZM186 106H187V105H186ZM195 106H196L197 109L195 108ZM206 106H207V105H206ZM208 106H209V105H208ZM210 106H211V105H210ZM214 106H216V105H213V107H214ZM218 106H219V105H218ZM221 106H222V108H221ZM98 107H99V106H98ZM182 107H183V108H182ZM193 107H194V109H193ZM199 107H200V108H199ZM226 107L228 108V110H229L230 112L232 111V108H233L235 111H236V109H238V108H235V107H236L235 105H234V107L231 106V107H232V108H231V107L228 106L227 104H226V106H224V104H223V105L221 104V105L219 106V110H218V111L220 112V110H221V113H222V112L226 111V109H223V108H226ZM32 108H33V109H32ZM87 108H86V106H85V109H83L84 112H85V113H84V114H85V117L83 118V120H82L83 122H81V124H82V123L89 122L90 117H87V118H86V116H87L88 114H91V113H88V110H86ZM181 108H182L183 110H182ZM208 108H209V107H208ZM208 108H207V109H208ZM220 108H221V109H220ZM229 108H231V109H229ZM258 108H259V111H262V108L260 107V105L258 106ZM71 109H72V108H71ZM71 109H70V110H71ZM150 109H152V110L154 109L152 104H150ZM207 109H204L205 112H201V114L199 113L201 117L204 116V115H202V113L205 114V116L203 117V119H204V121H206V122H205L204 124H206L207 121L209 120V119H207L208 117L205 118L206 116H209V114H208L209 110H210V112L212 111V109H209L208 111H207ZM213 109H214V108H213ZM222 109H223V111H222ZM38 110H39V109H38ZM72 110H73V109H72ZM72 110H71V112H70V111L68 112V115H70V113H72ZM85 110H86V111H85ZM92 110H93V109L91 108V110H89V112H91ZM195 110H196V111H195ZM214 110H215V109H214ZM214 110H213V111H214ZM238 110H239V109H238ZM238 110H237L236 113H238ZM24 111H25V110H24ZM45 111H42V112L39 111V114H37V116L40 115V114H42V115L45 116ZM102 111H103V110H102ZM164 111H165V110H164ZM174 111L177 112L176 110H174ZM194 111H195V112H194ZM215 111H216V110H215ZM218 111H217V112H218ZM244 111L246 112V110H244ZM11 112H12V111H11ZM31 112H30V114H31ZM36 112H37V111H36ZM50 112L52 113V111H49V113H50ZM105 112H106V111H105ZM188 112H189V111H188ZM210 112H209V113H210ZM4 113H5V114H4ZM8 113H9V112H8ZM23 113H24V112H23ZM26 113H29V111H28V112L25 111V114H26ZM37 113H38V112H37ZM46 113H47L46 116H45L44 118L40 119V121H44V120H45L44 122H53L54 119H55V121H58L57 119H59V120H63V119H64V118H63V119H60V118H56V117H53V118H52L51 113H50V116H49V114H48V111H46ZM243 113H244V112H243ZM11 114H13V112H12ZM14 114H15V113H14ZM25 114H24V115H25ZM33 114H34V111H33ZM86 114H87V115H86ZM199 114H198L197 116H199ZM212 114H214V112H213ZM216 114H217V113H216ZM219 114H220V113H219ZM258 114H259V113H258ZM261 114H262V115H260L259 117L257 116V118H260V119H258L256 122H259V121L261 122V119H262V118L264 119V116H263L264 111H263V113L261 112ZM9 115H10V114H9ZM21 115H23V114H21ZM21 115H19V116H21ZM26 115H28V114H26ZM31 115H32V114H31ZM210 115H211V114H210ZM214 115H215V114H214ZM2 116H3V117H2ZM15 116H16V115H15ZM32 116H33V115H32ZM35 116H36V115H35ZM184 116H185V115H184ZM192 116H193V115H192ZM194 116H195V115H194ZM194 116H193V117H194ZM212 116H213V115H212ZM212 116H211V117H212ZM219 116H220V115H219ZM261 116H263V117L261 118ZM201 117H200V118H201ZM4 118H5V119H4ZM20 118H21V117H20ZM49 118H50V119H49ZM198 118H199V117H198ZM200 118H199V120H201ZM13 119H14V118H13ZM17 119L19 120L18 116H17ZM51 119H52V120H51ZM91 119H92L91 121L94 120V118H91ZM103 119H104L103 117L101 118V120H100V118H99V119L95 118L94 121H95V122H97V121H103ZM106 119H107V118H106ZM111 119H112V118H111ZM113 119H114V117H113ZM206 119H207V120H206ZM211 119H212V120H213V119L215 120V119H216V116H214V118H211ZM218 119H219V118H218ZM218 119H216V120H218ZM222 119H223V118H222ZM222 119H221V120H218L219 123H221L220 121H222ZM14 120H15V119H14ZM38 120H39V119H38ZM64 120H66V121H73V120H75V119L71 118V115H70V116H69V119H68V118H65ZM87 120H88V121H87ZM104 120H105V119H104ZM197 120H198V119H197ZM212 120H211V121H212ZM254 120H255V118H254ZM254 120H253V121H254ZM3 121H4V122H3ZM85 121H86V122H85ZM106 121H107V120H106ZM109 121H110V120H109ZM111 121H114V120H111ZM178 121L180 122V120H178ZM178 121H177V122H178ZM186 121H187V120H186ZM209 121H210V120H209ZM209 121H208V122H209ZM179 122H178V124H179ZM183 122H184V121H183ZM183 122H181V124H182ZM187 122H188V121H187ZM212 122H213V121H212ZM215 122H216V121H215ZM228 122H229V124H232L233 126H235V127L237 128V131H235V127H234V130H233V132H234V131H235V132H238V133H237V137H238V136H241L242 134L239 135V130H238V128L240 127V126L238 125L239 123H238V124H237V123L235 124V121H234V122H233V121H231V122L228 121ZM236 122H237V121H236ZM260 122H259V124H260ZM191 123H192V122H191ZM213 123H214V122H213ZM219 123H218V125H219ZM222 123H224V125H221V124H220L221 127H222V126H225L227 122H226V123H225V122H222ZM254 123H255V122H254ZM254 123H253V127H256V128L259 129V130L261 129V127H263V130H264V126L257 127V126H259V125H257L258 123H255L257 126L254 125ZM262 123L264 124L263 121L261 122V124H262ZM130 124H131L132 126H131ZM181 124H180V125H181ZM183 124L185 125L186 122H184ZM207 124H208V123H207ZM216 124H217V123H216ZM216 124H214V125L212 124V125L215 126ZM113 125H114V126H113ZM122 125H123L124 127H123ZM176 125H177V124H176ZM184 125H183V126H184ZM232 125H229V126L232 127ZM116 126H117V124H110V126H109V129H110V130H109V129H108V130H109V131L114 130V131H112V132H115V130H117V131H119V130H121V131H127V130L130 129V127H132V129L129 130V133H130L132 130L135 129V128H133V127L135 126L133 122H132V123L129 122V123H127V125H126V123H125V124H121L122 127L118 125V128H117ZM169 126H170V125H169ZM169 126L167 127L166 130H169V128H170ZM213 126H212V127H213ZM216 126H217V125H216ZM111 127H112V129H111ZM113 127H114V128H113ZM127 127H128L129 129H128ZM171 127H174V126H171ZM185 127H186V126H184V128H180V129H185ZM212 127H209V128L207 127V128L209 129L208 131H209L210 133H213V134H215V133H214V131H215L216 134H217L218 129H217V130H214ZM225 127H226V126H225ZM225 127H222L220 131L222 132V129H223V131H224V128H225ZM227 127H228V126H227ZM120 128H121V129H120ZM122 128H123V129H122ZM124 128H125V129H124ZM174 128H176V127H174ZM178 128H179V127L177 126V129H178ZM214 128H215V127H214ZM218 128H220V127H218ZM171 129H172V128H171ZM177 129H176L175 131H177ZM210 129H213V130H212L213 132H212ZM228 130H230V129H229V128H226V129H225V134H224L223 136H222V134H221V135L219 134V135H220L221 138H225L224 136H226V134H227V136L229 135V137H226L227 139L223 140L225 145H223V144H222V145L225 146V147H227L228 149L231 148V149L233 150V149H235L234 146L238 148L237 145H239V143H240L241 141H239V143L237 144L238 141L236 142V141H234L235 139H234V140H233V138L231 139V137H232L231 135H233V134H235V133H233L231 130H230V131H231L233 134H232V133H229L230 131L228 132ZM109 131H108V132H109ZM170 131H171V130H170ZM180 131H181V130H180ZM173 132H174V130H173ZM261 132H264V131H261ZM170 133H172V131H171ZM170 133H167V134H166V132H165L167 138H169V137H168V134H170ZM175 133H176V132H174V134H175ZM219 133H220V132H219ZM223 133H224V132H223ZM228 133H229V134H228ZM46 134H47V133H46ZM64 134H65V132H64ZM165 134H164V137L166 138ZM174 134H172L173 137H174V139H172V141L169 142V143L167 144V147H168V151H167V152H169V154H170L171 152H172V153H175L174 157L177 155L178 161L181 160V161H182L181 164L184 166V162H185V161H186V162H189V160L187 161V157H186V155L183 156V154H179V153H178V149H179V151L182 150V149L180 148L181 144H180V146H178L177 143H176V141H175V139L178 140V139L181 137L177 142H180V143L184 144L183 141H184L185 136H184V135H181V136L179 137V136L177 135V133H176L175 135L178 136V138H177V137L174 136ZM259 135H260V133H259ZM44 136H45V135H44ZM46 136H47V135H46ZM170 136H171V134H170ZM182 136L184 137L183 140H182ZM216 136H217V138L219 137L218 135H216ZM216 136H213V137H216ZM233 136H235V135H233ZM244 136H245V135L242 136V137L244 138V140H242V141L244 142L246 139H248V141H246V142H248L249 145H248V143H247V144H244V143H243L244 145L240 144V146H242L241 150H242L243 152L238 151V152H241L240 155H239V154L237 155L236 153H235L236 155L233 154L234 157L237 156V157H235V159H234V160H236V162L233 161L234 163H237V165H238L237 160H239V163H241V162H242V159H244V158H242L241 156H243L244 154L247 155V158H250V159H249V160H250L249 164H248V161H249V160H247V159L245 158V159L247 160V162H246L247 164H244V165H245V167L248 165V166H247V167H248L247 170H246V168H245L243 165H241V166L239 165V166L242 167V168L244 167V169L240 168V169H238V171L241 170V169H242V171H243V170H246V171H247V172H245L244 174H243L244 171H243V172L240 171V172H242V173H241V176H243V178L240 176V173H239L238 171H236V172L239 173V176H238V175H235V174H237V173H235V172H234L235 174L233 173V171H235V170H233L232 167H230V164H231V162H232V160H233L234 157H232L231 155H230V156H229V155L227 156V155H226V152H228L229 150H228L227 148H225V149L227 150V151H225V149L222 148V145H220L219 147H216V146H215V149H216V148H218V149L215 150V149L213 148V149L211 150V151H212V154H211V155L208 154V156H210V157L207 156L209 159H211V157L214 156V157H212L211 160L206 159V158L203 159V156H204V155H202V152H201V154H200V157L202 156V158H200V159L198 158V160H197V159L195 160V159H194V157H196V155H195V156L188 157V159H190V161L193 159V161H194L193 164L195 163V165H196V162H195V161H199V162H200V160H202V161H207V160H209L208 163L206 162L207 165H208L209 163H211V161H214V160L216 161V159H217V158L215 159V154H213V152H214V151H215L214 153L217 152L216 155L219 156V155H221V151H223V150H224L225 152H224V153L222 152L223 154L220 156V158L222 157L221 160H222L223 162L226 163L225 159H226V160H228V158H230V160L232 159L231 161H230V160L227 161L228 163L230 162L229 164L226 163L227 165H229L228 168H231V171H230V169H229L228 172H225V171H224V172H225V173H224L223 171L221 172V171H218V170L216 171V170H215V173H216V172H217V173H218V172H221V173H223V174L230 175V172H231V174H234V175L236 176V178H234L235 176H232V175H231V176H227V177L225 176V178H223V176H222L223 174H221V176H215V173H214V176H213V177H216L215 180H217V183L214 181V184L216 183V185H217L219 182H220L219 184H221L222 181L225 183V184L222 183V185H225V187H226L227 185L230 184V185L224 190V192H225V194H226V196H225V197H226V198H225V199H226V200H225L226 202H225V203L223 202V199H224V198L221 199L222 202L224 203L223 206H225V204H227V202H228V205H230V204H232V202L235 201V202L233 203V205H235L236 207H239V206H240V207L238 208L239 211L243 209V210H242V213L244 212V213H245L244 215H241V216H240L241 213L239 214V212H236V211H235V212L238 214V216H240V217H238V219L240 218V219L243 221V223L246 221V222L243 224V226H244L245 230H247V231L245 232L244 228L242 227V224H240V223H237V225L234 224V225H236V226H234V225L232 224L233 222H235L234 220L237 221V219H234L236 214H235V215L232 214V212H233L234 210L230 212V213L232 214V216L234 215V217H233L234 220L231 219V221H232L231 225H233L234 227L232 226L233 228H230V226L226 227V226L223 224V223H224L223 221L228 220V219H227L228 217H227L226 215L223 216V214H226V213L228 212V211L226 210L225 207H224V209H225L227 212H226L225 210H224V211H225L226 213H222L223 211H222V212H219V211L217 210V212H218V214H217V213H212V212H209V211H207V210H204V208H201V209H200L199 204H198V206H197V204H194V202H192V203H193L195 206H194L192 203L189 202L190 204H192L193 207H192L190 204H188L187 202H182V205H181L182 207L179 206V205L181 204L180 202H177V203H174V204H172V202H163L162 204H163V205L166 204L167 207H166V206H165V207L168 208L167 210H168L169 212H172L171 215H172L173 213H174V214H175V213H176V214L179 213V215H180L181 212H182V213H183V212L185 213L187 210H189V211H187L188 214H187V212H186V215H187V216L185 215V217H184V215L182 214V217H184L183 223H185V219H186V221H187V220H189L188 218H191V217H192L191 219L194 220V222H193L194 224H195V221L200 220V216H204V217H205V216H207V217H209V216H214V217H211V218L209 217L210 219H209L208 221H206V218H205V220H204L203 218H201L203 222L201 221L200 224H202V223H203V224L200 225L199 222H197L198 224H196L195 226H197V225H200V226H197V227H193V228H192L193 231H194L195 229H198V228H199V231H198V232H199V233L201 232V234H202V236L200 235V236H201V239H200V240H199V238H200L199 235H198V237H197L196 234H195V231H197V230H195V231L193 232L192 229H190V228H191L190 226L192 225V221H191V222L189 221V223H191V224H189V223H185V224H186V225L188 224L190 228L188 227V225H187V227H186L185 224H184V227L188 230V231H187L188 233H190V232L192 231V232L190 233V235H193V234H195V235H193V236H191V237L188 238L187 236H188L189 234H187L186 230H184V227H182V226H180V227L183 229V231H182L180 228H179V229L181 230V232H184V234H182V233L180 232V230H178V229H176L175 231H174V229H173V231H174L175 233H177V234L174 236L173 232H171V230H169V231L166 233V234H167V236H166V237H167V238H166V241H167V242L165 241V247H164V249H165L167 252H163L164 254H162L161 249L158 250L159 252L161 251L160 253H159L158 251H156L157 248H159L158 246H160V245L158 244L157 248H155V250L153 249L154 251L151 250L152 253L149 252L150 255H151V254H153L154 256L157 255V257L160 258V257H161L160 254H161L164 258H166V259H168V260H172V256H175V254H176V257H178V259H177L176 257H175V259H174V260L177 262L176 264H185V263L183 262V259H181V258H183V257L188 261V262H186V263H189V262H190V263H193V262H194V264H195V263H196V264H200V262L203 260L204 256H206V254L203 253V252H206V248L208 247V248H210V249H209V251H208V253H207L208 255L206 256V258H204V259H205L204 261L207 262V260H209L208 262L212 261L211 264H213V260L215 259L214 256L216 255V257H217V256L220 257L219 260H221V264H238V263L240 262V257H237V256H238V253H239L240 251H236V249H233V250H235V254H234L233 250H231V248H236V246H234V245H236V244H235V241H236L235 239H236L237 236H235V237L233 236V238H231L230 242L226 241V240H229V239H226V240H225V238H230V237H228V233H227V232H229V230H230L229 235L231 234V232H232V235H233V234H234V233H233V232H234L233 229H235L236 227H237V229H235V233H236V230H238V232H240V231H239V227H242L243 230H244V232H245V233H240L241 236L243 235L242 239H241V236H238V241H236V243H237V242L239 243V244L237 243V244L239 245V247H240V246H241V248L244 247V246L242 247V243H244V241H242V240L245 239V243H247V241H248L247 244H248L249 247H251L250 249H252L254 253H257V255L254 254L253 256H252V254H251V257L249 256L250 259L253 258L254 256L257 257V258H259L258 255L260 256V255L262 254V253L260 254V252H263V253H264V251H263V249H264L263 247H264V246H261V247L259 246V245H260V244H259L260 242L262 243V245H263V242H264V241H262L263 238H264V237H263L264 234L262 233V231L264 230V229H263V228H264V226H263V225H264V219H262V218L260 217V218L262 219V221L260 222V221L258 220V219H259L258 216H256V217L258 218V219L256 218L257 221L263 224V225H262L263 227L260 229L261 224L259 223V226H260V227H259V226H258V227H259L260 231H259V229H257L258 227H257V228H254L255 230L253 229V231H251V230L249 231V230H248L249 228H247V224H248V221H247V220H248V218H249V217H248L249 215L247 214V212L249 211L248 213L252 214L250 211H251L254 207H255L256 209L258 208V206H257L258 204L254 205L253 202H254V201H255V202H256V201L259 202V201L261 200L260 198L264 196V190H263L264 188H262L263 185H264V179H262V174H261V173L264 171V169L261 167V165L259 166V164L264 163V162H263V159H261V160H262V163H260L261 161H259V158H263V156H264V155H263L264 151H262L263 153H262L261 151H259V152H261L259 155H260V156L262 155V156L259 157L258 154H257V156H258L259 158H258V160L256 159L257 162H256V160H254L256 163L253 162V159H254L255 157H254L253 159H251L253 153H252V155H251V153H249V152L252 151L253 148L251 149V151H249L250 149H248L249 152H248L246 149H247L248 146H250V148L253 147V146H251V145L255 143V142H254L255 139H253V138H250V139H249V138H247V136H246V137H244ZM256 136H257V137H254V138H257V139H258V134H257ZM262 136H263V137H262ZM262 136H260V138H263V139H261V140L263 141V140H264V135H262ZM237 137H236V140H237ZM210 138H212V136H211ZM221 138H219L220 140L217 139V143H216L217 146H218V142L222 140ZM240 138H241V137H240ZM243 138H242V139H243ZM260 138H259V139H260ZM213 139H214V141H215L216 138H213ZM238 139H239V138H238ZM257 139H256V140H257ZM173 140L175 141V143L173 142ZM181 140H182V141H181ZM230 140H231V141H230ZM239 140H241V139H239ZM256 140H255V141H256ZM207 141H209V139H208ZM210 141H211V140H210ZM232 141H233V142H232ZM250 141H251V143H250ZM235 142H236V143H235ZM246 142H245V143H246ZM253 142H254V143H253ZM211 143H212V141H211ZM211 143L208 142L209 145L207 144V146H208L209 149L211 148L210 146H212ZM213 143H214V142H213ZM234 143H235V145H233ZM241 143H242V142H241ZM259 143H261L262 145H261V144H260V145L264 147V145H263V144H264V141L261 142V141L259 140ZM259 143H257V141H256V144H254L255 150H257V152H258V149L260 148V146L258 145ZM170 144H171V145H170ZM214 144H215V143H214ZM214 144H213V146H214ZM172 145L175 146V147H173ZM245 145H248V146L244 148ZM170 146H171V147H170ZM182 146H183V145H182ZM182 146H181V147H182ZM205 146H206V145H205ZM207 146H206V147H207ZM240 146H239V147H240ZM220 147H221L223 150L220 151V150H219ZM258 147H259V148H258ZM263 147H261V149H262ZM176 148H178V149H177V152H175V151H176ZM243 148H244V149H243ZM248 148H249V147H248ZM180 149H181V150H180ZM206 149H207V148H206ZM261 149H259V150H261ZM207 150H208V149H207ZM238 150H240V149H238ZM244 150H245L246 152H244ZM255 150H254V152H255V154H256L257 152H256ZM262 150H264V149H262ZM170 151H171V152H170ZM230 151H231V150H230ZM233 151H234V150H233ZM235 151H237V150H235ZM218 152H219V153H218ZM238 152H237V153H238ZM252 152H253V151H252ZM259 152H258V153H259ZM172 153H171V154H172ZM206 153H207V151H206ZM229 153H230V152H228V154H229ZM233 153H234V152H233ZM178 154H179V155H182V156H179ZM231 154H232V152H231ZM242 154H243V155H242ZM249 154H250V155H249ZM205 155H207V154H205ZM223 155H225V156H227V157L225 158ZM248 155H249L250 157H249ZM0 156H1V157H0V168L2 169V167L4 168V166H2L4 161H3V153H2V151H1V149H0ZM178 156L181 157V158H183L184 160H185V159H186V160L184 161V160H182L181 158H179ZM198 156H199V155H197V157H198ZM218 156H217V157H218ZM238 156L241 157L242 159H239ZM244 156H245V155H244ZM253 156H254V155H253ZM257 156H256V157H257ZM192 157H193V158H192ZM197 157H196V158H197ZM204 157H205V156H204ZM223 157L225 158L224 160H223ZM1 158H2V162H1ZM191 158H192V159H191ZM220 158L218 157L219 160H220ZM175 159H176V157H175V158L172 157V160H171V161L173 162V166L177 164V163H175ZM218 159H217V160H218ZM219 160H218V161H219ZM246 160H245V161H246ZM183 161H184V162H183ZM245 161H244V162H245ZM251 161H252L254 164H252ZM189 163L191 164V162H189ZM225 163H224V164H225ZM234 163H233V164H234ZM250 163H251V164H250ZM179 164H180V163H179ZM193 164H192V166H194ZM198 164L201 165V163H198ZM198 164H197V165H198ZM211 164H212V163H211ZM220 164H222V163L220 162ZM224 164H223V165H224ZM226 164H225V165H226ZM241 164H243V162H242ZM186 165H187V164H186ZM202 165H203V164H202ZM207 165H206V166H207ZM234 165H235V164H234ZM251 165H254V166H253L254 169H256V168H255L256 165L258 166V168H257V169H258L257 172L259 171V173H260L261 175L258 173L259 177H258V178L256 177L257 179L254 177V176H255L254 174H256L257 172L255 173L256 170H254V169H253L254 172H253V170L251 171V169H252V166H251ZM262 165H263V164H262ZM177 166H179V165L177 164ZM180 166H181V165H180ZM187 166H188V165H187ZM190 166H191V165H190ZM203 166L205 167V164H204ZM209 166L211 167V165H209ZM216 166H218V167H216ZM219 166H220V165H215V167H216V168H215L214 165H213V167H214L215 169H217V168L220 169ZM221 166H222V165H221ZM231 166H232V164H231ZM239 166H238V168H239ZM257 166H256V167H257ZM164 167H165V166H164ZM196 167L198 168V166H196ZM199 167H200V166H199ZM224 167H225V166H224ZM263 167H264V166H263ZM166 168H167V167H166ZM166 168H165V169H166ZM174 168H175V172H176V174H178V172H180V173L186 172L187 169H188V168L186 167L187 169H186V171H184V170H183V167H181L182 169L180 168L181 171H179L178 169H176L175 166H174ZM178 168H179V167H178ZM190 168H191V167H190ZM197 168H196V169H197ZM221 168H222V167H221ZM236 168H237V167H236ZM259 168H262V169H263V170H261L262 172L259 170ZM167 169H168V168H167ZM172 169H173V167H171V171H172ZM202 169H204V168H203V167H202L201 169L198 168V170L195 171V172H199V173L201 174L202 171H200V170H202ZM209 169H210V168H209ZM223 169H224V168H223ZM223 169H222V170H223ZM225 169H226V168H225ZM225 169H224V170H225ZM99 170H101V169L99 168ZM168 170H170V169H168ZM173 170H174V169H173ZM182 170H183V172H182ZM188 170H189V169H188ZM204 170H205L204 172L206 173V169H204ZM232 170H233V171H232ZM236 170H237V169H236ZM189 171H190V170H189ZM192 171H194V170H192ZM211 171H212V168H211ZM226 171H227V170H226ZM190 172H191V171H190ZM209 172H210V171H209ZM251 172H252V174H251ZM186 173H187V172H186ZM191 173H192V172H191ZM199 173H198V174L195 173V175H199ZM211 173H213V171H212ZM246 173H247V175H248L247 178H249L250 176L253 175L252 177H254L255 179H253V180H252V179H251V180H248V179H247L245 182L242 181V182L245 183V184H244L245 186H244V185H242L243 183L241 184L240 182H241V178L244 179V177L246 176V175H245ZM183 174H184V173H183ZM188 174H189V172H188ZM206 174H208V172H207ZM218 174H219V173H218ZM250 174H251V175H250ZM204 175H205V174H204ZM208 175H209V174H208ZM249 175H250V176H249ZM256 175H257V174H256ZM193 176H194V175H193ZM205 176H206V175H205ZM210 176H211V175H210ZM237 176L240 178V180H239V178H237ZM206 177L209 178L208 176H206ZM219 177H221V179H219V182H218V179H217V178H219ZM229 177H230V179H229ZM231 177H233L235 181L232 180L233 178H231ZM193 178H194V177H193ZM204 178H205V177H204ZM263 178H264V177H263ZM210 179H211V177H210ZM222 179H223V180H222ZM227 179H229V180H227ZM220 180H222V181H220ZM236 180L239 181V182L237 183ZM255 180H256L258 183H260V184H259V185H258V184L255 185L256 183H255V184L253 183V182H255ZM258 180H259L260 182H259ZM230 181L233 182V183H232V184H233V188H232V189H231L232 184H231ZM250 181H251V182L253 181V182L251 183ZM246 182H247V183H246ZM248 182L251 183V184H248ZM235 183L241 185L242 188H244V189L240 188V186L238 185V186H239V189L237 188V190H236V188H235L236 185H234ZM262 183H263V184H262ZM253 184H254V186H257L256 190H254V188H252V189L254 190V192L251 190V187H250V185H253ZM202 185H203V184H202ZM222 185H221V186H222ZM246 185H247V186H246ZM261 185H262V186H261ZM243 186H244V187H243ZM259 186H260V187H259ZM222 187H223V186H222ZM236 187H237V186H236ZM260 188H261L262 190H261ZM233 189H234L235 191H237V192H238V190L241 192V189H242L243 191H242L241 193L246 194V195L241 194V196H240L241 198H240V199H241L242 201H241V200H240L241 202L239 201V202H240V203H239L240 205L238 204V200L236 201V199L238 198V197L236 198V196H237V194H238L239 192L236 193V192H234ZM245 189H247V190H245ZM257 189H259V190H257ZM230 190H233V191H230ZM244 190H245V191H244ZM248 191H249V192H248ZM255 191H256V192L258 191V195L260 196V198H258V196H257V194L255 193ZM260 192L263 193V194H262L263 196L261 195ZM227 193H228V194H227ZM234 193H236V194H234ZM254 193H255V194H254ZM247 194H248L249 196H251L252 194H253V196H257V200L255 199L254 201L250 202L249 200H250L251 198H250ZM227 195H228V197H227ZM242 196H243L244 198H243ZM248 197H249V199H248ZM231 198H232L233 200H232ZM228 199H229V200H228ZM259 199H260V200H259ZM231 200H232V202H231ZM252 200H253V199H252ZM262 200L264 201V199H262ZM219 201H220V200H219ZM229 202H231V203L229 204ZM248 202L251 203V204L249 205ZM255 202H254V203H255ZM261 202H262V201H261ZM71 203H72V205H71ZM79 203H80V202H76V204H73V202H70V203H69V204H70L69 206H71V207H70L71 209H70V212H69V218L67 217V218H66L67 220H66L65 222H66L67 225L70 224V226L72 227V229L70 230V232H71L72 234L75 233V234L78 235V236H83V235L88 236V235H91L92 233H93V235H94V234H97V230H98V229L95 228V226L98 227V225H99L98 223H99V222H96V223H93V224H91V222H89V224H87V222H88L87 219L89 218V217L87 216V217H86L87 219L85 218V219H86V222H85V225H84V223H83L84 216H83L81 213H83L82 209H84L82 206H86L87 204H85L86 202H84L85 205L83 204V205L80 206ZM95 203H96V202H95ZM97 203H98V202H97ZM135 203H136V204H135ZM135 203L130 202V204H131V208L133 207V209H136V208H140V207H142V206H139V205H138V202H135ZM156 203H157V202H156ZM158 203L160 204V206H162V208H161V207H160V208H161V210H162V212H163V209H165V208H163V205H161V202H158ZM178 203H179V204H178ZM196 203H198V202H196ZM201 203H203V202H201ZM208 203H209V202H208ZM211 203H212V202H210V204H211ZM214 203H215V202H214ZM236 203H237V205H239V206H237ZM241 203H242V204H241ZM263 203H264V202H263ZM263 203H262V204L259 203V204L262 206ZM101 204H102V203H101ZM151 204L154 206L155 202H151ZM159 204H158V205L155 204V205L159 206ZM176 204L178 205V207H176ZM203 204H205V203H203ZM206 204H207V203H206ZM245 204H246V205H245ZM147 205H148V204H147ZM152 205H150L149 207L147 206V207H148V208H151ZM173 205H175V206H173ZM201 205H202V204H201ZM212 205H213V204H212ZM212 205H210V206H212ZM217 205H220V202H218ZM228 205H227V206H228ZM248 205H249V206H248ZM251 205H252V206H251ZM157 206H155V207H157ZM203 206H205V205H203ZM227 206H226V207H227ZM231 206H232V205H231ZM231 206H229L230 208L228 207V208H229V211H230V209H232ZM235 206H234V207H235ZM241 206H242V207H241ZM250 206L252 207L251 210L248 209ZM81 207H82V209H81ZM86 207H89V206L87 205ZM86 207H85V208H86ZM128 207H129V206H128ZM155 207H152L151 209H148V210L150 211L151 215L149 214V211H148V213H144V212H143V217L146 216V217L148 218V219H147L148 222L146 223V221L144 220V221H142L141 223H142L143 225L146 224V227H147L148 225H152V224L154 223L153 220H154L155 218L153 217L154 219H153L152 221H151V218H152V216H156L155 213L158 214L159 211H160L159 209H157V208H155ZM196 207H197V208H196ZM205 207H207V206H205ZM208 207H209V206H208ZM212 207H214V205H213ZM215 207H217V206H215ZM96 208L98 209V207H95L94 209H96ZM129 208H130V207H129ZM154 208H155V210L153 211ZM158 208H159V207H158ZM176 208H177V211H175ZM181 208H184V209L186 208V210L183 209V211H182ZM195 208H196L197 210L199 209L200 212H202V209H203V210L205 211V213L202 212L201 214H199V212H197V213H198V214H197L196 212L194 213V211L192 212V209L195 210ZM218 208H220L221 210H223V207L221 208V207L219 206ZM228 208H227V209H228ZM241 208H242V209H241ZM80 209H81V211H80ZM97 209H96V210H97ZM99 209H100V207H99ZM178 209H179V210L181 209V211H178ZM212 209H213V208H212ZM214 209H215V208H214ZM220 209H219V210H220ZM158 210H159V211H158ZM167 210H164V212H166V213L168 214L169 212H167ZM172 210H174V211H172ZM199 210H198V211H199ZM208 210H209V209H208ZM235 210H236V209H235ZM157 211H158V212H157ZM190 211H191L192 213H191ZM195 211H196V210H195ZM237 211H238V210H237ZM78 212H79L80 214H79ZM152 212H153V213H152ZM154 212H155V213H154ZM160 212H161V211H160ZM162 212H161V215H164V212H163V213H162ZM215 212H216V211H215ZM77 213H78V214H77ZM166 213H165V214H166ZM152 214H154V215H152ZM216 214H217L219 217H218ZM227 214L229 215V212H228ZM246 214H247L248 216H247ZM70 215H72V216H70ZM79 215H80V216H79ZM158 215H159V214H158ZM161 215H160V216H161ZM179 215H178V216H179ZM82 216H83V217H82ZM164 216H168V215H164ZM180 216H181V215H180ZM180 216H179V217H180ZM229 216L232 217L231 215H229ZM252 216H254V218H255V215H254V214H253ZM149 217H150V219H149ZM169 217H171V216H170V213H169ZM195 217H197L198 219L196 218L197 220H195V219H194ZM224 217H226V218H224ZM236 217H237V215H236ZM250 217H251V216H250ZM262 217H263V216H262ZM78 218H79V219H78ZM81 218H82V219H81ZM223 218H224V219H223ZM71 219L73 220V222L71 221ZM181 219H182V218H180V221H181ZM252 219H253V218H252ZM81 220H82V221H81ZM149 220H150V222H149ZM244 220H245V221H244ZM250 220H251V219H250ZM76 221H77V222H76ZM239 221H240V220H239ZM252 221H254V220H251V222H252ZM67 222H68V223H67ZM134 222H135V221H134ZM152 222H153V223H152ZM170 222H171V221H170ZM174 222H175L176 225H177V224L179 223V220H178V222H177V221H173V222H171V223H174ZM205 222H206V224H205ZM212 222H213V225L216 224V225H218L220 228L222 227V229H218L219 227L216 226V227H217V228H216L215 226H213L215 229H218V230H219V233H218V231L215 230L214 228H212V230H210L211 225H212ZM226 222H227V221H226ZM228 222H229V221H228ZM254 222H255V221H254ZM254 222H252V223H254ZM136 223H138V222L136 221L135 224H136ZM144 223H145V224H144ZM148 223H149V224H148ZM151 223H152V224H151ZM175 223H174V225H175ZM183 223L180 222V224H183ZM229 223H230V222H229ZM229 223H228V225H230ZM235 223H236V222H235ZM241 223H242V222H241ZM252 223L249 224V225L251 226V227H250L251 229H252L253 227H256V226H253V227H252ZM71 224H74V225H71ZM135 224L133 225L134 227L136 226ZM168 224H169V223H168ZM168 224H167V225H168ZM180 224H178V225H180ZM204 224H205V225H204ZM220 224H222V225H220ZM225 224H226V223H225ZM238 224H239V225H238ZM91 225L94 226V230L88 229V227L91 226ZM154 225H155V224H153L152 226L154 227ZM163 225H164V224H163ZM163 225H162V227H161L160 225H158V224L155 226V232H156V234H161L162 232H164V231H163V230H164L163 227H165V225H164V226H163ZM167 225H166V227H165L166 229H168V228H167ZM169 225L172 226L171 224H169ZM245 225H246V226H245ZM254 225H255V223H254ZM256 225H257V223H256ZM73 226H75V227L73 228ZM152 226H151V228H150V226H149V228H146L145 226H143V227H144L143 230H145V229H151V230H152V228H153ZM202 226H203V228H202ZM204 226H206V228H204ZM136 227H137V226H136ZM174 227L176 228V227H179V226H174ZM208 227H210V228H208ZM76 228H77V229H76ZM80 228H81V229H80ZM158 228H159V229H158ZM200 228H202V231L200 230ZM227 228H228V229H227ZM242 228H240V229H242ZM136 229H138V228H136ZM136 229H135V231H137ZM157 229H158V230H157ZM160 229H163L162 232H161ZM166 229H165V231H167ZM189 229H190V231H189ZM205 229H206V231H205ZM256 229H257V230H256ZM73 230H74V231H73ZM76 230H77V231H76ZM85 230H86L87 232H85ZM89 230H90V231H89ZM153 230H154V229H153ZM223 230H224L225 233H224V232L222 233ZM72 231H73V232H72ZM79 231H80V232H79ZM95 231H96V232H95ZM176 231H177V232H176ZM220 231H221V232H220ZM257 231H258V233H260V234L263 235V236H261L260 234H258ZM68 232H69V231H68ZM82 232H83V233H82ZM88 232H90V233H88ZM102 232H108V231H106V230H104V231L99 230V234L102 233ZM137 232H139V231H137ZM140 232H141V231H140ZM145 232H147V230H145ZM151 232H152V231H151ZM159 232H160V233H159ZM178 232H179L180 234H182V235H181V236L178 235ZM185 232H186V233H185ZM202 232H203V233H202ZM209 232H210V233H209ZM241 232H242V231H241ZM263 232H264V231H263ZM79 233H80V234H79ZM131 233H134V231H131ZM142 233H143V232H141V234H142ZM196 233H197V232H196ZM205 233H207L206 236H205ZM251 233H253L252 235H254V236H252V237L255 238V241H256V242H255V241H251L253 238H252V239H249V234L251 235ZM254 233H255V234H254ZM135 234H136V235L138 234V236L141 235V234L136 233V232H135L133 235H135ZM144 234H145L146 236H148V235L150 234V231L148 230V235H147V233H144ZM169 234H170V235H169ZM185 234H186V235H185ZM203 234H204V235H203ZM208 234H209V235H208ZM212 234L215 235V238H216V237L218 238L219 235H220V237L218 238L219 240H217L218 242L216 241L215 238H214L215 242L212 241L213 238L210 237V235H212ZM217 234H218V236H216ZM222 234H223V236H221ZM224 234H225V235L227 234V237H226ZM240 234H239V235H240ZM247 234H248V236H247ZM142 235H143V234H142ZM145 235L142 236V237H145ZM214 235H213L212 237H214ZM232 235H231V236H232ZM235 235H237V234H235ZM258 235H259V236H258ZM172 236H173L174 238H173ZM194 236L198 238V240L200 241L201 245H200L199 241L195 240V244H194V245H193V244H190V247H191V248H189V247H188V246H189V245H188V244H189V241L191 240L190 243H192V242H193V239H191V238L194 237ZM203 236H204V237H203ZM207 236H208V237H207ZM246 236H247V238H246ZM257 236H258V237H257ZM140 237H141V236H140ZM177 237H178V238H177ZM185 237H187V239H189V240H187V239L184 240ZM206 237H207V238H206ZM244 237H245V238H244ZM250 237H251V236H250ZM256 237H257V238H260V239H262V240L257 239ZM262 237H263V238H262ZM205 238H206V239H205ZM160 239H161V238H160ZM232 239H233V240H232ZM246 239H247V240H246ZM178 240H179V241H178ZM221 240H223V241H221ZM224 240H225V241H224ZM257 240H258L259 242H258ZM159 241H160V240H159ZM160 242H161V241H160ZM178 242H179V243H178ZM181 242H183V243H181ZM196 242H197V243H196ZM207 242L210 243V244L208 245ZM219 242H221V243H219ZM223 242L226 243V245L229 246V247H227ZM227 242H228V243H227ZM240 242H241V245H240ZM253 242L255 243V245H254V246H253V245H250V244H254ZM218 243H219V244H218ZM203 244H205V245H203ZM233 244H234V245H233ZM247 244H245V245L247 246ZM191 245H192V246H191ZM196 245H197L198 247H197ZM219 245H220L219 248H221V250H218V251H217L216 248H217ZM238 245H237V247H238ZM243 245H244V244H243ZM181 246H183V247H181ZM186 246H187L188 249H186ZM231 246H233V247H231ZM246 246H245V249H248L249 247L246 248ZM174 247H175V248H174ZM201 247H202V248H201ZM203 247H205V248H203ZM230 247H231V248H230ZM239 247H238L237 249H240ZM219 248H217V249H219ZM222 248H223V249L226 248L227 250L225 249L226 251H224ZM260 248H261V249L263 248V249H262L261 251H259ZM164 249H163V250H164ZM181 249H182V250H181ZM189 249H190V250H189ZM193 249H194V250H193ZM196 249H197V251H196ZM200 249L203 250V251H200ZM254 249H255V250H254ZM256 249H257V252H256ZM185 250H186L187 252H185ZM230 250H231V252H230ZM243 250H244V249H243ZM188 251H189V252H188ZM214 251H215V252L217 251V253H216L215 255H214V253H213ZM246 251H247V250H246ZM246 251H244V252L246 253V255H248V252H246ZM248 251H249V250H248ZM258 251H259V254H258ZM155 252H158L159 254H158V253H155ZM181 252H182V253H181ZM192 252H193L194 254H193ZM232 252H233V253H232ZM236 252H237V253H236ZM241 252H243V251H241ZM253 252H250V253H253ZM187 253H188V255H185V254H187ZM196 253H197V254H196ZM202 253H203V254H202ZM227 253H228V254H227ZM218 254H219V255H218ZM241 254H242V253H241ZM241 254L239 253L240 256H242ZM203 255H204V256H203ZM243 255H244V253H243ZM246 255H245V257H246ZM263 255H264V254H263ZM263 255L260 256V257L263 258V259L260 258L262 261H261L260 259H259V260H260L261 262H263V264H264V256H263ZM208 256H211V257H208ZM228 256H229V258H230V259H229L230 261L227 260V259H228V258H227ZM235 256H236V257H235ZM218 257L216 258V261L214 260V261L216 262V264H217ZM232 257H233V258H232ZM234 257H235V258H234ZM255 257H254V258H255ZM190 258H192V259H190ZM198 258H199V259H198ZM242 258L244 259V256L241 257V259H242ZM12 259L14 260V262L16 261V257H15V256H13ZM176 259H177V260H176ZM206 259H207V260H206ZM231 259H234V261H238V260H239V262H238V263H233V261H232ZM235 259H238V260H235ZM243 259H242V261H243ZM247 259H248V256H247ZM255 259H256V258H255ZM200 260H201V261H200ZM253 260H254V259H253ZM253 260H247L246 263L248 264L249 261L252 262ZM256 260H258V259H256ZM256 260L253 261V262L256 263ZM191 261H192V262H191ZM204 261H202L201 264H203ZM218 262L220 263V261H218ZM244 262H245V261H244ZM219 263H218V264H219ZM249 263H250V262H249ZM257 263H259V261H257ZM257 263H256V264H257ZM166 264H175V262L173 263V261H169V262H167ZM205 264H207V263H205ZM208 264H210V263H208ZM240 264H242V263L240 262ZM252 264H254V263H252ZM259 264H260V263H259ZM261 264H262V263H261Z\"/></svg>",
	"mask_w": 264,
	"mask_h": 264
}]
</instances>
